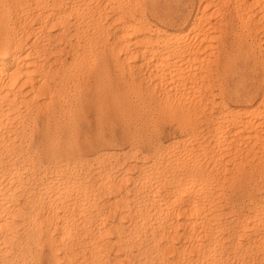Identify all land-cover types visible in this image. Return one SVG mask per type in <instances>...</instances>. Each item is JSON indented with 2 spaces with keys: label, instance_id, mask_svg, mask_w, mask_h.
<instances>
[{
  "label": "bare ground",
  "instance_id": "6f19581e",
  "mask_svg": "<svg viewBox=\"0 0 264 264\" xmlns=\"http://www.w3.org/2000/svg\"><path fill=\"white\" fill-rule=\"evenodd\" d=\"M17 1H19L21 3V9H22V10L20 9L21 12H23V11L25 12V13H23L24 18H19V19H24L25 21H23V20H20V21H23L26 23L27 19H25L26 18L25 15L28 16V14L32 11L31 8H33V10H35V9L37 10V12L33 11V13L36 12L35 13L37 16L36 20L39 18L37 27L38 28H42V27H44V28L48 27L49 28V27H51L50 30H53V31L47 33L46 39L40 43V47H38L39 48L38 53L37 54H30L29 52L24 50L22 47L18 46V44L14 40V38H13V40L15 42H12V40L9 39L10 37L8 38V36H10V34L12 35L13 31H11L10 34L8 33L9 34L8 35L6 33L8 30V29H6V26H8V21L6 23V26H5V23L2 24V21L5 22V19L7 17L5 19L2 18L3 19L2 21L0 20L1 21L0 22V256H2V254H3V257H0V259H3V263H1V264H7L9 262L11 264H15V262H19V263L23 264L26 261L25 259L27 258V256L32 254V252L30 250V248H31L30 245H32L34 243L37 244L39 242H40V245H42V247H43V245H47L49 258L51 260L54 261V260H57V258H59V259L61 258V260H62L64 258H66L68 262H65V264L66 263L67 264H113V262H115L114 264H118L119 262H120L119 264H258V262L256 260H260V261L263 260L264 259V215L261 214L260 210L264 209V198L262 197L263 198L262 201H259L257 203L255 202L256 204L254 205V208H253L254 212L252 211V209L250 210L253 213L248 215V213L245 211L248 216H242L241 213H243V215L245 213V212H242L243 210L240 213L241 217L240 216H234L235 211L233 212V216L231 215L232 211H231V214L229 212H227L226 208L229 206V204L225 203L226 199H225V201L222 200L226 204V206L228 205L226 208L222 207V205H224V203L220 204L221 198H223L224 193H227V190L224 191V193H223L222 188L220 189V187H219L220 185L222 187L223 181L225 182L224 185H227L226 180H223L224 176H222V179L220 180L221 176L212 174L213 172L216 174V171H214V168H213L215 163L212 164L213 167L211 166V169H207L208 171L205 172L204 169H206V168L203 166L204 165L203 160H202L203 165L200 164V168H201V166H203V169H202L203 171H201V169H200V172H199L198 166H196V167H198L197 171L199 173H196V172H194V170H192L193 165L196 162L195 160H197V158L199 159L198 156L200 154L203 156V154L205 152L203 151L204 153H202V151L201 152L199 151V153H198V151H197V154H194L196 151L195 150L194 152H192V154H193L192 155L191 150L195 149V148L192 149V144H193L192 142H194L193 141L194 139L191 142L190 139L188 140V138H187L188 136L186 137L187 141L184 140L181 144L179 143L180 145L176 144L175 143L176 141H174L175 145L180 146V147H176V148H178V151H177V153L179 152L178 154H176V153L173 154L172 152H175V151H172V150L173 149L175 150V146L171 148L172 145L168 146L169 145L168 144L167 145L168 148L166 147L167 149H164V147H162L163 149H159V150L157 149L154 151L152 150L153 152L151 153L150 156H148L146 154V158L149 159L146 162H142V161H145V158H143V156L141 157L143 160H141L139 158V160L141 161V162L140 161L139 162L141 163V165L143 164L144 167L140 171V173H138V175L136 177L132 176L130 174L131 172L128 171L130 166L132 169L134 168V167H132V164L134 162H132V164L129 167H127L128 168V170L126 169L127 171H124V169H123L122 172L118 171L117 174H114V173L112 174V172H114V170L116 169V168L114 169L112 167L113 166L115 167V165L118 163L119 160L117 161L115 159V161H117L116 164L113 163V161H112L111 164H115L113 166L107 165L108 164L107 161L109 159V156L107 155L108 156L107 157L106 155H102V151H100L102 156L97 155V157L95 156L96 159L92 157L93 155L91 157H88L89 159L93 158V161L91 160L92 162H90V160L88 162L85 159L86 158L85 157L83 159V161L85 160L84 164H83V161H82V163L80 162L81 164H83L84 168L82 170L77 171V169H76L74 171V169H72L74 166L71 168V166L68 163V156L72 153L70 149H71V147L74 146L72 144V142H74V141L71 142L68 140L67 141V143H68L67 147H69L70 149H68V148L64 149V151H62V152L60 150V152H59L60 157H58V160L56 159L58 152L52 153L53 151H51L50 148L48 149V151L50 150V152L52 153L51 154L52 155L51 160H53V158L56 160L50 161V159H49V162H51V163L49 164L50 166L48 167V169L51 168V171H53V174L51 173L52 176L50 177V173H49L50 178H48V177L45 178V181H46V179H48L47 182L42 183L43 178H41V183H42L41 186L34 188L35 187L34 184H33L34 187L31 186L32 183L30 185V182H34V179H35V181L37 179L36 175L38 173L36 171L37 169L35 170V168L36 167L39 168V166H37V165H39V163L41 164L40 166H43L44 164L42 165V163L39 160H38L39 162L34 160L33 154H35V151L30 153L31 151L29 152L28 150H26L23 147V143H26V140L23 141L24 139H23L22 135H24L23 133L26 134V132L28 131V129L26 132L23 131V129L26 130L25 120H27V119L26 118L24 119L21 116V112H20L21 108L19 105L20 104L19 100H18V102L15 101L17 92L20 93V91H22V89H23V94L25 95L23 104L25 107L24 106H22V107L26 108V106L33 105V106L37 107L39 114H44V115H46V117L47 116L52 117V116H55L54 114L56 112H62L61 114L66 116L64 113H67V111H69L68 112L69 115L73 114L72 116H74L75 112L77 115L78 111H82V109H81L82 103L81 102L83 100H85L87 102V100L90 99L92 106H93L92 97H94V96H95V98L93 101L95 102L96 107H99L101 104L103 105L104 103H107V106H108L109 102H111V103L113 102L112 104L114 105V103L117 102V99H116L117 97L115 96V94H117V93L115 91L116 90L119 91V90L116 89V86H115L116 90L113 88L115 90L114 91L115 94H113L111 91L113 96H111V94H109L110 96L108 95V97H107V95L105 96V94H102V93L100 94L98 92V90L100 88L102 89V87L104 86L105 83H103V82L105 80L110 79V78H108V77H110L108 74H107L108 77L105 76V80L104 81L102 80L103 82L101 81L102 76L101 77L100 76L99 77L98 76L93 77L94 81H95V86L90 85V83H89L90 79L88 80L89 84H85L83 86V81H84V79L86 80L85 77L88 76L90 74L89 72H91V71H89L87 74L86 72L88 70L86 69V72H84L85 69L80 70V66H79L78 73H74L73 67H76L79 62H80V64L85 63V61L88 59V55L90 56L89 50H94V49H92V46H91L92 43L95 42V38H100V35L98 34L97 37L96 36L95 37L94 36H90V37L88 36L87 42H89V43L87 44L88 48L86 49L85 47H83L81 45L83 43L80 44V42L79 43L75 42V38L78 37L80 34L82 35V33L84 32V29H85L84 26H86L88 21L92 20V19L89 17H87V18H89L88 20H84L83 18L81 19V17H82V15H81V17H79L80 20L76 19L77 20L76 23L75 22L72 23V25H71L72 27H63L64 25L61 27V24L65 21V19L68 18V16L72 15L71 14L72 11L74 13L78 14L79 13L78 10H80L81 8H84L86 6L85 4H87L89 0H17ZM100 1L98 3H100ZM135 1H133V2L135 3ZM151 1L153 3V0H151ZM166 1L167 0H165V3H168ZM177 1H179V0H177ZM177 1L174 2V0H173V3H175V4L171 3L172 6L173 5L176 6ZM180 1H182V0H180ZM180 1L178 2V4H180ZM183 1H185V0H183ZM188 1H190V0H188ZM203 1H204L203 4H202V1H200V2L198 1L199 2L198 4L202 5L201 9H199V7H198V9H199L198 12H195V14L192 13L193 14L192 15L190 13L192 12L193 9H191V12L189 14H190V16H193V17L188 18V16H187L185 18L186 25L178 27L176 29L174 27H173L174 29H168L167 27L162 28L161 26H158L157 24L156 25L151 24V22L150 23L148 22L149 24H146L145 23L146 20H145V22H143V20H141L139 18L140 17L139 15H138L139 17H135L133 15L135 13L134 11H133L134 12L133 14H130V13L127 14L129 11L128 10L129 8L128 9L126 8L127 2L124 3L122 1L124 3L123 4L121 2V0H117V5L120 2L122 3V6L125 5V10H128L127 13L124 10L121 13H116V14L113 13L114 11L112 9L114 8V6H116L115 2H113V3H115L114 6L112 5L113 3L111 4V6H113V8L111 7L112 9L109 6V8L112 10V13H113V15H112L113 17L111 16V18L113 20L110 18L111 19L110 21H112V23H114L115 26L113 25L114 29L111 28V29H113V31H112L113 40L112 41L107 40L108 42H111V43H109V45L106 44L108 46L107 50L108 49L111 50L112 54H113V51L116 54H117V52H121V51L123 52L124 51V53H123L124 58L126 60L130 59L129 60L130 65L132 67L137 66V67H135L136 68L135 70L141 69L140 67L144 66L142 68H143L144 72L147 74L148 79H150L149 78L150 76H151V78L152 77L156 78V80L153 79V81L155 80V82H153V86L151 83V86L153 87V89L155 88V90L159 89L160 93L163 92V95L162 94L161 95L164 97V103H165V100H168L167 97L168 98L170 97V96H168L167 93L168 92L171 93L174 90L178 94V95L177 94L176 95H177V99L179 101L180 106L182 104V103L180 104L181 101L186 102V100H187V102L185 104V105H187V107H188V104H187L188 102L192 103V104L197 102L198 106L197 105L196 106L194 105V106L195 107H201L200 106L201 104H199V103L201 102L203 97L210 100L211 103L213 102L212 104L215 105L214 97H215L216 93L215 92L212 93V91H213L212 88L214 86H216L218 88V90H217L218 93H220V92L224 91L225 87H226V86L224 87V85L222 83L220 84V80H217L216 78H218L217 75L220 74L219 73L220 70H222V72H224L223 70H225V69L228 71V68H226V67L230 63L231 57H229V55H230L229 53H227L226 56L223 55V59H219L220 56L219 57H217V56L219 55L218 53L220 51L223 52V54H224V52H230L228 50L229 47L227 48L226 47L227 45L224 42L225 41V35H227L229 30H232L231 28L233 27L230 25V22L231 23H233V21L235 22V20H232V19L237 18V17H241L242 14L245 15V17L248 16L249 12L252 14V12L250 11V7L256 6L258 10H255V11H261V15H259V17H257L256 19H259L261 17L263 20H261L260 22L264 23V0H250V1L247 0L250 4V5H248L249 7L245 5L246 3L243 4L245 6L241 5L242 7L239 6L238 2L236 4L234 3L235 5L232 6V12L230 13V15H228L229 17L227 15L223 16V17L220 16L225 12V10H227V7L225 10L222 8L224 10V11H222L223 13L219 10L222 14L221 13H220V15H218L219 13L217 14V12H219L218 8L220 9V7L222 5H224L227 0H203ZM234 1L236 2L237 0H234ZM238 1L240 2L242 0H238ZM245 1L243 0V3ZM79 2H81L82 5H84V7H80ZM102 2L104 3V5H107V7L110 3L108 0H104ZM128 2H129V0H128ZM162 2L164 3V1H162ZM227 2L229 3V7H230L231 4H230L229 0ZM3 3L5 4L4 1H3ZM103 3H102V5H103ZM136 3H135V5H137ZM152 3H151V5H152ZM165 3H164V5H165ZM6 4H7V2H6ZM181 4H183V3H181ZM185 4H187V3H185ZM217 4H220V7L217 8ZM104 5L101 8V10L104 9ZM119 5L117 6V8L119 7ZM128 5H129V3L127 4V7H128ZM130 5H132V4L130 3ZM89 6L91 8V4H89ZM95 6L97 7L98 5H94V7ZM160 6H162V4ZM166 6L168 7V6H170V4L169 5L166 4ZM19 7H20V5H19ZM98 7H100V4ZM152 7H154V5ZM155 7H157V6H155ZM138 8H139V6H138ZM157 8H159V7H157ZM161 8H159V9H161ZM173 8L174 7H171L172 10H173ZM178 8H180V7H178ZM8 9H10L9 5H3L0 1V17L3 14H5ZM87 9L90 10L88 7H87ZM121 9H123V8H121ZM166 9H164V10H166ZM181 9H182V7H181ZM239 9H240V12H239ZM95 10L96 9H94V10L91 9L92 16H90V17L94 16L93 12ZM115 10H116V8H115ZM164 10L162 12H164ZM187 10H189V9H187ZM118 11H119V9H118ZM138 11H140V10H138ZM138 11L136 10V12H138ZM180 11L181 10L179 9V14L181 13ZM105 12H107V11H105ZM152 12L154 15L155 11H152ZM184 12L186 13V11H184ZM10 13H12V12H10ZM18 13H19V11H18ZM101 13H102V11H101ZM160 13H161V11L158 12L159 16H161ZM166 13H167L166 15H168L169 12L166 10ZM171 13H173V11ZM81 14H83V13H81ZM102 14L110 15L108 12L102 13ZM139 14H140V12H139ZM176 14H178V13H176ZM237 14H240V16ZM84 15H86V14H84ZM183 15H187V14L183 13ZM17 16H19V15L17 14ZM21 16H22V13H21ZM31 16H32V12H31ZM99 16H100V14H99ZM101 16L105 17L104 15H101ZM156 16H158V15L156 14ZM156 16H154V17H156ZM171 16L170 17L166 16L167 18L168 17L170 18V20L167 19L169 22L174 17V16L173 17H171ZM213 16H217V18L211 19ZM95 17H96V15H95ZM162 17H163V15H162ZM166 17H165V19H166ZM245 17H242V18H245ZM254 17L252 16V18H254ZM16 18L14 19V21L16 20ZM75 18H76V16H75ZM87 18H85V19H87ZM106 18H108V17H106ZM144 18H145V15H144ZM242 18H240V19H242ZM71 19H72V17H71ZM93 19L95 21L97 18H93ZM173 19H172V21H174ZM248 19H250V15H249ZM72 21H73V19H72ZM100 21H103V20H100ZM110 21H109V23L112 26V23ZM172 21L170 22V25H171ZM162 22H164V21H162ZM244 22H245V20H244ZM248 22H249V20H248ZM252 22H253V19H252ZM260 22H259L260 26L256 30L254 29L255 23H254V25H253V23H252V25L251 24L248 25L249 30L254 29L255 31L254 30L253 31L247 30L248 32L246 31L247 33H244V34H246L245 37L242 36L244 38V41L241 42V40H240V43H238V44L236 42L238 49H241V48L248 49L249 48L251 51V48H253L252 44H254L253 42L255 40V34H257L256 31H260V34H261V29H264V25L263 24L261 25ZM13 23L14 22H12L11 24H13ZM22 23H20V25L18 24L19 27H21L24 24V23L23 24ZM31 23L32 22H30V25H31ZM67 23H70V22H67ZM168 23H166V25ZM240 23H241V20H240ZM158 24H160V23H158ZM16 25L14 24V26H16ZM24 25H26V24H24ZM175 25H178V24H175ZM239 26H240V24L238 26L236 24V26H234V30H236L235 28L239 27ZM242 26L244 28V25H241L240 27H242ZM89 27H91L90 24H89ZM95 27H97V25L94 26V29L90 30V31L93 32L94 30H96ZM102 27H103V25H102ZM105 27L106 26L104 25V28ZM9 28L13 29V25H12V27L9 26ZM17 29H18V26H17ZM21 29L26 30L27 27L23 26ZM29 29H30V27H29ZM99 29H100V27H99ZM105 29H103L102 31L106 32L107 30H105ZM108 29H109V26H108ZM111 29H109V30H111ZM238 30L240 32L241 28L237 29L236 33H235V31H233V34L235 33V35H234L235 37L238 36V35L236 36V34L239 33ZM20 31L21 30H19L18 32H20ZM3 32L6 33V35H4ZM31 32L33 33V31H31ZM241 32H242V30H241ZM251 32H253V35L251 34ZM21 33H22V31H21ZM35 33H37V32H35ZM110 33L111 32H109V34ZM15 34H17V33H15ZM43 34H44V32L42 31V34H41L42 37H43ZM87 34H86V36H87ZM91 34H93V33H91ZM94 34H97V33H94ZM102 34H103V32H102ZM222 34L224 36V39L220 37ZM231 34L232 33H230V35ZM230 35H228V37ZM239 36H241V35H239ZM35 37L37 38V35ZM235 37H232V38H235ZM238 37H237V39H238ZM242 37H240V38H242ZM252 37L254 38V40ZM18 38H19V36H18ZM219 38L223 39L222 43H221V41L218 42ZM32 39L35 40L34 37H32ZM37 39H39V38H37ZM84 39H86V37ZM226 39H228L230 41L229 38H226ZM247 39H249L250 41H247ZM257 39L260 40L259 37H257ZM261 39H264V36ZM21 41H22V39H21ZM96 41L99 42L98 40H96ZM105 41H106V39H105ZM230 42H233V41H230ZM20 43H22V42H20ZM33 43L35 44V41L33 42V40H32L31 44H33ZM36 44L38 46L39 42ZM99 44H100V42H99ZM103 45H104V43H102V46ZM236 45H235V47H236ZM37 46L35 47L36 50H37ZM259 46L260 45L258 44V49H259ZM230 48H232V47H230ZM255 48L256 47H254V49ZM99 49H101V46ZM99 49H97L96 53L100 54L101 50H99ZM87 50H88L89 54L87 53ZM237 50H234V51L237 53ZM261 50L263 51V49H261ZM34 51H35V49H34ZM98 51H100V52H98ZM102 51H103V49H102ZM234 51H233V53H234ZM243 51H245V50H243ZM56 52H63L65 57H62L60 55L57 56ZM93 52L94 51H92V53ZM240 52H241V50H240ZM257 52H259V51L257 50ZM67 53L70 54L69 59H67L68 57L66 58V55H68ZM94 53L92 54V56L94 55ZM231 53H232V51H231ZM241 53L239 54V52H238V54H239L238 58L242 55ZM116 54H113L111 57H114V55H116ZM211 54H213V56H212L213 60L210 57ZM220 54H222V53H220ZM245 54H247V52ZM257 54L258 53H256V56H258ZM263 54H264V51L262 52V56L264 57ZM109 55H111V54H109ZM215 55H217V56L214 57ZM248 55H250L249 52H248ZM251 55H252V59H253V52L251 53ZM259 55H261V53H259ZM104 56H105V54H104ZM232 56H235V55L233 54ZM115 57H116V59H114V61L117 60L118 55H116ZM263 57H261V58H263ZM93 58H94V56H93ZM121 58H122V56H121ZM221 58H222V56H221ZM234 58L237 59L236 56ZM248 58H251V57H248ZM248 58H246V61ZM259 58H260V56H259ZM91 59H92V57H91ZM236 59H234V60H236ZM241 59H239V60H241ZM90 60L89 59L87 60V61H89V63L87 62L88 64H90ZM100 60H102L101 57H100ZM105 60H106V58H105ZM111 60H113V59H111ZM119 60H120L119 62L122 61L121 63L123 64V59H119ZM102 61H104V59ZM232 61H233V59L231 60V62ZM236 61L234 62L235 64H236ZM263 61H264V58H263ZM263 61L261 59L260 60L261 63L258 65H261L264 67ZM98 62H99V60H98ZM117 62H118V60H117ZM249 62H250V59H249ZM249 62H248L247 66H249ZM105 63H106V66L108 68V66H109V64L107 65L108 61ZM126 64L128 66L129 63L127 62ZM251 64H252V62H251ZM255 64H256V62H255ZM84 65H86V64H84ZM112 66L113 67L116 66V69H117L116 63H115V65L113 64ZM121 66H123V65H121ZM127 66H125V67L127 68ZM229 66H230V64H229ZM232 66H234V65H232ZM242 66H244V65H242ZM85 67L86 66H84V68ZM96 67H97V65H96ZM235 67H237V64ZM76 68H78V66ZM92 68H91V70H92ZM94 68H95V65H94ZM100 68H101V66L97 69H100ZM111 68L110 69L108 68V70L113 71L112 70L113 68L112 69ZM126 68H123V70L120 69V70H122L121 74H123V72H125ZM129 68H127V69H129ZM238 68L243 69L245 67H239L238 66ZM81 69H83L82 66H81ZM103 69L106 72V67ZM235 69H236L234 71L235 74L238 71H240L237 68H235ZM263 69L264 68H261V70H263ZM71 70L73 71L72 74H71ZM102 70H101V73H102ZM129 70L131 71L132 68ZM253 70H257V69H255V67H254ZM253 70H252V72H253ZM110 71H109V73H110ZM130 71L126 70V72H130ZM229 71H231V70H229ZM246 71H244V72H246ZM99 72L100 71H98L97 74L96 73L95 74L98 75ZM140 72H141V70H140ZM262 72H260V75L263 74ZM231 73H233V72L231 71ZM241 73H240L241 76H243L244 73L243 72H241ZM113 74H115V73H113ZM146 74L142 73L143 77ZM212 74H213V79H212L213 83L211 80ZM223 74H225V73H223ZM240 74H238V75H240ZM100 75H103V73ZM104 75H106V74H104ZM104 75H103V79H104ZM132 75H133V73H132ZM221 75L222 74H220V76ZM234 75L230 74V76H228V77L232 78ZM123 76H124V74H123ZM126 76H127V74H126ZM126 76H125V79H126ZM254 76H256V74ZM244 77H245V75H244ZM135 78H136V76H135ZM262 78H264V76ZM117 79H118V77H117ZM129 79H131V78H129ZM138 79H139V77L137 76V80ZM143 79H146V76ZM222 79H223V75H222ZM120 80H121L120 83H122V79H120ZM137 80H136V84L138 87L139 83H137ZM215 80L219 81V83L215 82ZM237 80L239 81V77L237 78ZM123 81H124V77H123ZM228 81L226 82V84L228 83ZM233 81H235V80L232 79V83H233ZM240 81H241V79H240ZM242 81H243V79H242ZM242 81L240 82L241 84H242ZM257 81L259 82V79ZM110 82H112V81H110ZM130 82H131V84H133L132 80H130ZM138 82H140V81H138ZM142 82H143V80H142ZM144 82H145V80H144ZM221 82H224V81L221 80ZM243 82L245 83L247 81H243ZM146 83H147V81H146ZM230 83L231 82H229V84ZM240 83H239V85H241ZM123 84L124 83H122L121 85H123ZM128 84H129V82L126 84V86ZM147 84H149V83H147ZM211 84H213V85L211 86ZM140 85H141V82H140ZM140 85H139V87L141 90V86L144 84L142 83V85L141 86ZM221 85H223V86H221ZM233 85H235V83L230 84L229 86H233ZM237 85H238V83H237ZM258 86L260 87V85H258ZM263 86H264V82H263ZM74 87L77 88L78 91L80 92V94H78V92H77L78 96L76 94H74V91H73V93L70 92L71 88L73 89ZM137 87L135 89H137ZM139 87H138V89H139ZM156 87H158V88H156ZM235 87H236V85H235ZM235 87H233V89L236 91ZM241 87L243 88L242 85H241ZM75 88H74V90H75ZM110 88H111V84H110ZM125 89L126 88H124V89L121 88L122 92H124ZM129 89H130V87H129ZM129 89H128V91H129ZM143 89L144 90L146 89V91H148L147 88H145V86H143ZM153 89L152 90L150 89L152 93H153ZM202 89L204 91L201 92ZM228 89L232 90V89H230V87ZM238 90H239V88H238ZM244 90H246V89H244ZM262 90H261V92H262ZM128 91H126L125 94ZM136 91L134 90V92H136ZM158 91L156 92V94H158ZM195 91L196 92L199 91V93H200L199 94L200 96H197L198 94L196 95L198 97L196 99H195V95H194ZM132 92H133V90H132ZM138 92H140V93H138ZM142 92L137 91L138 95L141 94ZM206 92H208V93L206 94ZM103 93H105V92H103ZM143 93H146V92H143ZM118 94H119V92H118ZM120 94H119V96H120ZM125 94H124V96H126V99H127L128 98L127 95H129V94H127V95H125ZM136 94H134V96ZM222 94H221V98H223ZM231 94H232V92H231ZM131 95L132 94H130V96ZM151 95H150V97H151ZM218 95L216 94V96H218ZM130 96H129V99L133 97V96L132 97H130ZM229 96H228V98L230 99ZM244 96H243V98H244ZM17 97H18V95H17ZM20 97H21V95H20ZM122 97H123V95H122ZM153 97H154L153 99H155V95ZM238 97H239V94H238ZM148 98H149V96H148ZM234 98H236V97H234ZM234 98H232V99L234 100ZM246 98H248V97H246ZM249 98H250V95H249ZM22 99H23V97H22ZM120 99H121V97H120ZM151 99L152 98H150V100ZM160 99L161 98H159V100ZM169 99H171L170 102L172 103V98H169ZM206 99L202 100V102H205V104H206ZM217 99L219 100V102H217V100H216V102H217L216 104L219 106V110L217 109L218 112L216 111L217 112L216 114H211V112L209 111V114L213 115V117L211 116V120H212L211 125L212 126H210V127L208 126L209 127V129H208V128H205V125H204V127L202 126L203 123L201 124V127L205 128V131H207L206 133L204 131V133H205L204 137H206V139L208 141L211 140L210 144L212 143L211 146H213V149L211 147V150L213 153H211V154L209 153L210 158L213 160V162H215L214 160H216L217 158H218L217 160L222 159L221 161L223 162V156L229 157V158L225 157V160L227 158L226 161L234 159V152L237 153L236 150H238V149H240V150L242 149L244 151L245 156H248L249 152L250 153H252V152L256 153L257 150L260 151L261 150L260 148H262L264 146V143L262 142V138H264V90L260 94L259 100H256L257 103H254V104L250 103V105H249V102L247 105H245L246 103L244 102L245 103L244 106L232 107L229 103H224V102L222 103L220 96ZM161 100H163V99H161ZM79 101L81 104L78 103ZM20 102H21V100H20ZM22 102H23V100H22ZM65 102H68L70 106L65 107V108L62 107L61 106L62 103H65ZM123 102H124V99H123ZM125 102H126V100H125ZM127 102H128V100H127ZM130 102H132V99L130 100ZM130 102L126 106L130 105ZM146 102H148V99H146ZM153 102H154V100H153ZM156 102H158V100H156ZM176 102H177V100H176ZM54 103H57V104L59 103L58 104L59 105L58 110L56 108L54 109V107H56V105ZM117 103L120 105V100ZM211 103H210V105H211ZM168 104H170V103H168ZM233 104H234V102H233ZM53 105H55V106L53 107ZM65 105H66V103H65ZM121 105L124 107L125 103H124V105L123 104H121ZM89 106H90V104H89ZM126 106H125V108H126ZM141 106H142V103H141ZM162 106L163 105H161L159 107L161 108ZM168 106H170V105H168ZM185 107H184V109H187V107L186 108ZM93 109H94V106H93ZM93 109H92V111H93ZM99 109L102 110V107H100ZM105 109H104V113L106 111ZM110 109L115 110L114 106H113V108L111 106ZM118 109L121 110L120 108H118ZM118 109H116V110H118ZM154 109H155V107H154ZM168 109H167V111H168ZM173 109H175V107ZM188 109H187V111H188ZM190 109H193V108L191 107ZM205 109L208 110L207 106ZM22 110H23V108H22ZM26 110H27V108H26ZM32 110H34V109H32ZM70 110H71V112H70ZM176 110L177 109H175V112H176ZM194 110H195V108H194ZM197 110H196V112H197ZM30 111H28V112H30ZM94 111L96 113V109ZM112 111H109V113L113 114ZM115 111L113 114L114 116H116ZM121 111L122 112L124 111L123 108ZM138 111L140 112L139 109H138ZM159 111L161 112L162 110L159 109ZM184 111L186 113V110H184ZM97 112H98V110H97ZM99 112H98V115L103 116V114H104L103 111H101L102 114L101 113L99 114ZM122 112L120 113V111H119L120 114L126 113V112L125 113H122ZM163 113L165 114V108H164ZM163 113H162V115H163ZM177 113L178 112H176V114ZM189 113H191V112H189ZM207 113H208V111H207ZM32 114H31V117H33V120H31L32 121L31 124H34L33 123V121L35 122L34 116H33L34 114L33 115ZM86 114H87V111H86ZM96 114H94V115H96ZM116 114H117V112H116ZM120 114H119V116H120ZM138 114H141V112ZM196 114L198 117V113H196ZM200 114H201V112H199V115ZM58 115H59V113H58ZM208 115H207V117H208ZM64 116L62 118H64ZM167 116H170V115L167 114ZM58 117L56 118V121L53 122V124L55 122H57ZM96 117H98V116H96ZM107 117H108V113H107ZM160 117H161V115H160ZM110 118H112V116ZM121 118L124 119L125 117L123 116ZM121 118H119V119H121ZM161 118H163V117H161ZM171 118H172V116H171ZM194 118H196V117H193L192 120L195 121V124L204 120L202 116H201V118H202L201 120H199L200 118H198V119L197 118L194 119ZM30 119L28 118V122ZM64 119L69 120V118L68 119L64 118ZM64 119H62V121ZM82 119L85 120L83 117H82ZM181 119H178V120H181ZM47 120H48V118H47ZM83 120L81 122L85 123ZM103 120L105 121V119H103ZM121 120H120V122H121ZM125 120H126V118H125ZM173 120H174V118H173ZM178 120L176 119V121H178ZM74 121H73V123H74ZM117 121H119V120L117 119ZM136 121H138V120H136ZM170 121L171 120L169 119L167 122H170ZM194 121H192V123ZM196 121H198V122H196ZM204 121L206 122V120H204ZM208 121H210V120H208ZM50 122H51V120H50ZM64 122H65V120H64ZM95 122H96V120L94 121V125L97 126L98 123L95 124ZM110 122H111V120H110ZM47 123L48 122H46V124ZM70 123H71V121H70ZM102 123H103V121L100 120L99 124L102 125ZM106 123H107V120H106ZM122 123H124V122H122ZM14 124H16V125H14ZM67 124H66V126H67ZM85 124L87 125V122ZM127 124H129V121ZM127 124H125V125L127 126ZM131 124L133 125V123H131ZM178 124L176 123L174 125L176 126ZM188 124H189V122H188ZM39 125H41V124H39ZM60 125H61V121H60ZM119 125H121V124L119 123ZM209 125H210V123H209ZM27 126L29 127V125H27ZM37 126L35 125V127H37ZM57 126H59V124ZM103 126H104V124H103ZM190 126H191V121H190ZM195 126H192V127L194 128ZM44 127H46V126H44ZM68 127H70V125H68ZM121 127H122V125H121ZM179 127H180V125H179ZM184 127H186V126L184 125ZM189 127L187 125V130ZM201 127H199V128L197 127L199 130H197V129L196 130L199 132L200 129H202ZM55 128H56V123H55V127L53 125L54 130H56ZM72 128L74 129V127H72ZM98 128L101 129L100 126H98ZM61 129L63 130V124H62ZM30 130L32 132H34V128H33V130L32 129H30ZM42 130H43V127H42ZM57 130H58V132H60V126H59V128L57 127ZM68 130L70 131V129H68ZM85 130L88 131L87 129H85ZM97 130L98 129L96 128V131ZM125 130H127V129H125ZM98 131H97V133H98ZM137 131L138 130L136 129V131L135 132L133 131V132L137 133ZM147 131H148V129H147ZM178 131H180V129ZM58 132H57V135H58ZM62 132H64V130ZM65 132H66V130H65ZM191 132L192 131H190V133ZM61 133H59V134H61ZM69 133H67V135ZM121 133H122V131H121ZM123 133H124V131H123ZM123 133H122V135L125 134V133L124 134ZM181 133H182V129H181ZM42 134L40 135L41 137H42ZM45 134L47 136V131L45 132ZM54 134H55L54 136H56V133H54ZM65 134H64V136H65ZM70 134H71L70 137H72L73 135L76 136L75 133H73V135H72V133H70ZM87 134H89V133H87ZM90 134H93V133H90ZM192 134H194V133H192ZM98 135H100V134H98ZM203 135H201L202 138H200L201 136L199 135V138L201 139V144L203 146H205L203 143H205L204 141L206 139L202 143V140L204 139ZM49 136L52 137V138L50 137L51 140L49 141V143H52V142L54 143V141L57 142L58 137L55 138L53 135H49ZM83 136H84V134H82V137ZM95 136H93V138ZM127 136H125V137H127ZM31 137H30V140H31ZM120 137L122 138L121 134H120ZM84 138H85V140H83V141H86V139H89L90 137L87 138L86 136H84ZM97 138H98V141H100L99 140L100 137L97 136ZM155 138H157V137H155ZM193 138H195V137H193ZM26 139H27V136H26ZM48 139L49 138H47V140ZM90 139L93 141L95 140V138L94 139L90 138ZM90 139L88 141H90ZM103 139H104V136H103ZM132 139H134V138H132ZM176 139L177 138H175V140ZM200 139H199V141H200ZM30 140H28V141L31 142ZM28 141H27L26 147L28 146ZM44 141H46V140H43V143H44ZM62 141H63V139H61L60 142H62ZM64 141H65V139H64ZM79 141H82V140H79ZM88 141H86L84 143L81 142L84 144V146H86V149H87V147L89 148L88 144L85 145ZM130 141H132V140H130ZM208 141H206V142H208ZM104 142H105V140H104ZM160 142L161 141H159V142L157 141L158 145H160L159 144ZM172 142H173V140H172ZM46 143L48 144L47 141H46ZM70 143L73 146L70 145ZM75 143H77V140ZM95 143H97V142H95ZM98 143H97V146L99 145ZM139 143H140V141H139ZM139 143L137 145H139ZM35 144H36V146H38V143L35 142ZM47 144H43V145L46 146ZM57 144L58 143H56V145ZM65 144H66V141H65ZM91 144H93V143H91ZM147 144H149V143H147ZM150 144H149V146H150ZM152 144L154 145V143H152ZM243 144L247 145V147H244ZM141 145H142V143H141ZM153 145H152V147H153ZM162 145H164V144H162ZM202 145H201V147H202ZM129 146H131V143ZM133 146H134V144H133ZM33 147H35V145H33ZM39 147L41 149V145ZM39 147H37V148L39 149ZM63 147H64V144H63ZM93 147H95V146H93ZM109 147H110V145H109ZM147 147H148V145H147ZM194 147H199V146H197L195 144ZM37 148H35L34 150H36ZM47 148H48V146L46 147V149ZM53 148H54V145H53ZM58 148H59V146H58ZM130 148H132V147H130ZM157 148H158V146H157ZM160 148H161V146H160ZM43 149H41V150H43ZM46 149H45V151H46ZM73 149H76V148L73 147ZM78 149H79V147H78ZM90 149H92V147ZM105 149H107V148H105ZM141 149H142V147H141ZM196 149L198 150V148H196ZM209 149H210V146H209ZM96 150H95V152H96ZM130 150L128 149V151H130ZM146 150L150 151L148 149H146ZM242 150L240 152H242ZM39 151L40 150H38V152H36L38 154V156H40L39 154H41V152L39 153ZM73 151H75V150H73ZM77 151H79V150H77ZM147 151H146V153H147ZM205 151H206V149H205ZM138 152L139 151H137L136 154ZM208 152H210V150ZM214 152H216L217 154ZM245 152H248V154L246 155ZM74 153H77V152H74ZM80 153L81 152H79V154ZM117 153L119 154V151L116 152V154ZM121 153L123 154V152H121ZM129 153H130L129 156H131V158L133 159V156H134V155H132L133 152L132 153L129 152ZM104 154H105V152H104ZM118 154L116 156H118ZM258 154L260 155V153H258ZM261 154H263V153H261ZM112 155L114 156L113 153H112ZM164 155L165 156L169 155V157L171 156V158L169 159L167 157L168 161H165L166 163L163 167L162 164H161L162 166L160 165V162H161V157L163 158ZM38 156H34V157H36V160L39 158ZM58 156H59V154H58ZM125 156H127V155H125ZM129 156H128V160H130ZM135 156H134V158H135ZM236 156H238V153ZM239 156H238V158H239ZM261 156L262 155H260L259 161H261V163H262V160L264 158L262 159ZM263 156H264V154H263ZM82 157L80 156V160H82L81 159ZM138 157L139 156H137L135 159L137 160ZM63 158L66 161H64ZM75 158H76V156H75ZM106 158H108V159H106ZM114 158H113V160H114ZM253 158H254V156H253ZM257 158H258V156H257ZM42 159L43 158H41V160ZM62 159H63L64 163L60 162ZM73 159H74V157H73ZM73 159H71V161ZM123 159H125V158H123ZM205 159H208V157H205ZM248 159H249V157H248ZM69 160H70V156H69ZM164 160H165V157H164ZM241 160H239V163L243 162ZM250 160H253V159L251 158ZM255 160H257V162H258V159L255 158ZM71 161H69V162H71ZM77 161H79V158ZM237 161H238V159H237ZM237 161H235V162H237ZM122 162H121L122 163L121 165L119 164L120 167L123 166L125 160H123ZM228 162L232 163V165H233L232 172H231L232 168L227 167V165L226 166L222 165L224 167L223 171L226 172L229 168H231V169H229V171L231 173L227 171L228 174L230 173V175L227 176L226 179L228 181L229 177L231 176L233 178V181H230V182H231V184L232 183L234 184V178L235 177H233V176L235 174H232V173H234L233 171H234V167L236 166V164H235V162H231V161H228ZM263 162H264V160H263ZM109 163H110V160H109ZM144 163H147V164H144ZM161 163H163V162H161ZM216 163L219 164L218 161ZM224 163H225V161H224ZM233 163L235 164V166ZM244 163H246V165L251 166L250 165L251 163L249 161H248V164L245 161H244ZM137 164L139 165V163H137ZM208 164H210V163H208ZM221 164H220V166H221ZM72 165H75V160H74V164L72 163ZM77 165H78V163H77ZM119 165H117V166L119 167ZM127 165H128V163H127ZM197 165H199V164L197 163ZM260 165L261 164H259V166ZM78 166H79V168L83 167L81 165H78ZM181 166H185V169L183 170V172L181 171V169H182ZM220 166H219L218 171L221 169ZM244 166L245 165H243V164H242V166H240L241 170H243V172H244V169H243ZM254 166L256 169L255 171L259 170L258 167L256 168V165H254ZM257 166H258V163H257ZM136 167H137V165L135 164V168ZM177 167L178 168L180 167V172H181V174L179 173L180 176L178 173L174 172L175 176H176V174H178V176H176V177L170 176L169 177V175L167 174V173H169L168 171L173 172L174 169L179 170V169H176ZM246 167H248V166H246ZM260 167H263V166L261 165ZM235 168H239V164ZM41 169H42V167L40 168V170ZM112 169H114V170H112ZM138 169H139V167H138ZM92 170L94 172H96L95 175L93 174L94 172L91 173ZM211 170H213V171H211ZM237 170H239V169H237ZM116 171H117V169L115 170V172ZM131 171L134 172L135 170L134 171L131 170ZM221 171H222V169H221ZM221 171H220V173H221ZM223 171H222V174L223 175L226 174ZM247 171L249 174L250 171L248 170V168H247ZM262 171L263 170H261V173H262ZM43 172H45V171L43 170ZM254 172H253V174H254ZM90 173L92 174V176L94 175L92 178L93 180L91 179L92 183L91 182L88 183L87 181H89V180L85 181V178L87 176L91 175ZM174 173H171V175ZM257 173H259V175H260V170ZM257 173H256V176H257ZM78 174L79 175L83 174V176L81 178H79ZM248 174L247 173L245 174L246 175L245 182H246ZM46 175H48V174L46 173ZM219 175H221V174H219ZM237 175H238V173H236V179L238 180L239 187H241V184H242V182L244 183V181H242L243 179L242 180L240 179V177H242L240 174H239L240 175L239 178L237 177ZM250 175L251 174H249L248 176H250ZM253 176H255V174ZM261 176H259V177L257 176L258 180L262 178ZM43 177H44V174H43ZM257 177H253L254 180L252 179L253 180L252 182L254 184L257 183V181H256V183L254 182L255 178H257ZM77 178L81 179V180H77ZM88 178L90 179V177H88ZM262 179L264 180V178H262ZM240 180H241V182H240ZM247 180H250V177ZM263 180H259V183H260V181H263ZM37 181H38V179H37ZM128 181L131 184L128 185V183H129ZM253 183L251 185L252 190H253ZM36 184H37V182H36ZM246 184H247V182H246ZM215 186L217 188H215ZM230 186L231 185L225 186V188L226 187L228 188ZM236 186L238 187V185H236ZM247 186H245V188ZM251 186H250V188H251ZM239 187H238V189H239ZM259 187L262 188V190H263V187L261 185ZM259 187H258V190L260 191L261 189ZM121 188L124 189V191L122 193H120V191H122ZM225 188H223V189H225ZM243 188H244V186L242 185V190H243ZM233 190H235V192H236V189L233 188ZM233 190L231 189V192H233V194H234ZM242 190H239V191H242ZM239 191H237V194L240 195V193H238ZM246 191H247V188H246ZM203 192L209 193V196L207 193L203 194ZM102 193L106 194V199H105V197H104V199H102V197L105 196V194L103 196H101ZM252 193H253L252 197H254V195L257 193V190H255V194L253 191H252ZM252 193L249 195L251 196ZM137 194H139V195H137ZM237 194H236V196L238 198L239 195H237ZM205 195H206V197H204ZM258 195H260V194H258ZM228 197L229 196L227 194V199H228ZM243 197H245V193H244V196H242L241 198H243ZM252 197L250 198L249 196H246V198H248V199L250 198V200H252ZM231 198H232V196H231ZM230 200L231 199H229L228 201H230ZM238 200L239 199H237V201ZM240 200L242 201L243 199H240ZM233 201H235V200H233ZM230 202H232V200ZM236 202H235V204H237ZM245 204H246V201H245ZM230 205H231V203H230ZM232 205H234V204H232ZM248 205H250V202L248 204H246V206H248ZM240 206H237V207L239 208ZM229 207L232 208V206H229ZM242 207H244V206H242ZM249 207H247V209L251 208V207L250 208ZM235 208H236V205H235ZM239 209H241V208H239ZM247 209H245V210H247ZM229 211H230V209H229ZM237 211L240 212V210H237ZM237 211H236V215H237ZM263 211H262V213H264ZM228 213L232 217L227 216ZM92 217H94V218H92ZM125 220H127V221L125 223H123ZM20 227H22L21 230L23 229V231H21L19 233L18 228H20ZM18 233H19V235L20 234L21 235L18 236ZM38 247H39V245H38ZM33 249H35V247H33ZM40 249H41V247H40ZM40 249L38 248V251ZM30 257H32V256H30ZM33 259H34V257H33ZM112 260H113V262H111ZM4 261H5V263H4ZM62 262H63V260H62ZM263 262L264 261H262L261 263H263Z\"/></svg>",
  "mask_w": 264,
  "mask_h": 264
},
{
  "label": "rangeland",
  "instance_id": "374dc122",
  "mask_svg": "<svg viewBox=\"0 0 264 264\" xmlns=\"http://www.w3.org/2000/svg\"><path fill=\"white\" fill-rule=\"evenodd\" d=\"M1 1V3L3 4V5H9V8L10 9H8L7 11H6V13L5 14H3L1 17H0V20L2 21L3 19L2 18H6L5 19V22H3L2 21V24H4L5 23V26H6V23H7V21H8V26H6V29H8L7 30V34L9 33L10 34V32L11 31H13V33H12V35L10 34V36H8V38L10 39V40H12V42H17V44H18V46H20V47H22L24 50H26L27 52H29L30 54H37L38 53V50H39V48L38 47H40V43L41 42H43L45 39H46V35H47V33H49V32H52L53 30H50V28L51 27H42V28H38L37 27V25H38V20H39V18L36 20V18H37V16H36V12H37V10L35 9V10H33V8H31V12H32V16H31V12L28 14V16L27 15H25V19H27L26 20V23L25 22H23V21H25L24 19H19V18H24V14L23 13H25L24 11L23 12H21V3L19 2V1H17V0H0ZM3 1L5 2V4L3 3ZM16 1V2H15ZM91 0H89L88 1V3L87 4H85L90 10H88L87 9V7L85 6L84 7V5H82V3L81 2H79L80 3V7H84V8H81L80 10H78L79 11V13L77 14V13H74L73 11L71 12V14L72 15H70V16H68V18L67 19H65V21L61 24V27L63 26V27H72L71 25H72V23H76V21L77 20H80L79 19V17H81V15H82V17H81V19L83 18L84 20H88L89 18H91L92 20H89L88 21V23L86 24V26H84V32L82 33V35L80 34L78 37H76L75 38V42H77V43H79L80 42V44L81 43H83V44H81L83 47H85L86 49L88 48L87 47V44L89 43V42H87L88 41V36L90 37V36H98V34L100 35V38H95V42H93L92 43V49H94V50H89V53H90V56L88 55L89 53H88V50H87V55H88V59L90 60L91 59V57H92V61L90 60V64H88L89 63V61H85V63L84 64H86V65H84V64H80V62L77 64V66H78V68H76V67H73V70H74V73H78V71H79V66H80V70H84L85 69V71L84 72H86V69L88 70L86 73L88 74V72L89 71H91V72H89L90 74L88 75V76H86L85 78H86V80L84 79V81H83V86L85 85V84H89L90 83V85L92 86H95V81H94V78L93 77H95V76H102L101 77V81L103 80H105V76L106 77H108L107 76V74L110 76V77H108V78H110V79H108V80H105L103 83H105L104 84V86L102 87V89L100 88L99 90H98V92L101 94H105V96L107 95V97H108V95L109 94H111V96H113L112 95V93L113 94H115V92L117 93V94H115V96L117 97L116 99H117V102H119V100H120V105L116 102V103H114V105L111 103V102H109L108 103V106H107V103H104L103 105L101 104L99 107H96V105H95V102L93 101L94 100V98H95V96L94 97H92V102H93V106H94V109H93V106H92V103H91V100L89 99V100H87V102L85 101V100H83L81 103H82V106H81V109H82V111H78L77 112V115H76V112L74 113V116H72V115H69L68 114V112L69 111H67V113H64L66 116H64L63 114H61L62 112H56L54 115L55 116H47L46 117V115H44V114H39V111H38V109H37V107H35V106H33V105H30V106H26V108H27V110L28 111H30V112H28L27 110H26V108H24L25 106H24V94H23V89H22V91H20V93L19 92H17V94H16V99H15V101L16 102H18V100H19V105H20V108H21V116L25 119H27V120H25V126H26V130L25 129H23V131L24 132H26L27 131V129H28V133L26 132V134L25 133H23L24 135H22V137H23V141H25L26 140V143H23V147L26 149V150H28L30 153H32V152H34L35 151V154H33V158H34V160L35 161H37V162H41L42 163V165L44 166H40L41 164L39 163V165H37V166H39V168L38 167H36L35 168V170L37 171V179H38V181H37V179H36V181H35V179H34V182H30V185H31V183H32V187H34V188H36V187H38V186H41V184L43 183V182H47V180L48 179H46V181H45V178H50L51 176H52V174H53V171H51V168H49L48 169V167L50 166L49 164L51 163V162H49V159H50V161H53V160H58V157H60V150H61V152L62 151H64V149H70L69 147H67V141L69 140V141H74V142H72V144L74 145H72L71 143H70V145H72L73 147H75L76 149H73V147H71V154L69 155L70 156V160H69V156H68V163H69V165L71 166V168L72 169H74V171L77 169V171L78 170H82L83 168H84V166H83V164H84V161H83V159L85 158L88 162H89V160H90V162H92L93 161V158H95V156L97 157V155L98 156H102V155H108L109 156V159L108 158H106V159H108V164L107 165H111V166H113V165H115L116 164V162L118 161V163L115 165V167L113 166L112 168H116L117 169V171L115 172V170L114 169H112V170H114V172H112V174L114 173V174H117L118 173V171L120 172H122L123 171V169H124V171H127L128 170V168L127 167H129L131 164H132V162H134L133 164H132V167H134L135 168V164L137 165V167L134 169H132L131 168V166L129 167V172H131L130 174L132 175V176H134V177H136L137 175H138V173H140V171L143 169V164L141 165V161L139 160V158L141 159V160H143L141 157L143 156V158H145V161H142V162H146L147 160H149V159H147L146 158V154L148 155V156H150L151 155V153L154 151V150H159V149H163L162 147H164V149H167L168 148V146H171V148L172 147H174L175 146V150L173 149L172 151H175V152H172L173 154L174 153H176V154H178L177 153V151H178V148H176V147H180L179 145L185 140V141H187L186 139L188 138V140L190 139V141L192 142V140L195 142H192L193 144H192V149H194V150H191V154H192V152H194L195 150V153L194 154H197V151H198V153H199V151L201 152L202 151V153H204L203 154V156L201 155H199L198 157H199V159L197 158V160H195L193 163H194V165H193V168H192V170H194V172H196V173H199L200 172V169H201V171H203L202 169H203V166L206 168V169H204L205 170V172L206 171H208L207 169H211V166L213 167V163H215V165H214V171H216V174L213 172L212 174H214V175H218V176H221L220 177V180L222 179V176H224V179L223 180H226V183H227V185H224L225 184V182L223 181V185H222V187H221V185L219 186L220 187V189L222 188V190H223V193H224V191H226L227 190V193H224V195H223V198H221V201L222 200H224L225 201V199H226V201H225V203L226 204H229V206H232V208L231 207H229L228 205V207L226 206V204L222 201H220V204H222V203H224V205H222V207H224V208H226V210H227V212H229L230 214H231V211H232V216H233V212L235 211V213H234V216H240L241 217V215H240V213H241V211L242 212H247L248 213V215L249 214H251V213H253L254 212V205L257 203V202H259V201H262V199L264 198V180L262 179V178H264V162H263V158H264V156H263V154H264V146L262 147V148H260L261 150V152L259 151V150H257V154L258 153H260V155H262L261 157H262V163H261V161H259V158H260V155L258 154H256V153H250L249 152V154H248V152H245V154L247 155L248 154V156H245L244 155V151L242 150V152H240L241 150L240 149H238V150H236V152L238 153V156H239V158H238V156H236L237 155V153H235L234 152V159H231V160H228V161H231V162H235V161H237V159H238V161L237 162H235V164H236V166L239 164V168H235L236 166H235V164H234V173H232V174H235L233 177H235L234 178V184L232 183L231 184V182L230 181H233V178L231 177H229V179H228V181H227V179H226V177L227 176H229L230 175V173L232 172V170H233V165H232V163H230V162H228V161H226L227 160V158H226V160H225V157H228V156H223V162L221 161V160H214L215 162H213V160L210 158V154L211 153H213L212 152V150H211V147H212V149H213V146H211L212 145V143L210 144V142H211V140L210 141H208L207 139H206V137H204L205 136V133L207 132V131H205V128H208L209 129V127L210 126H212L211 124H212V120H211V116L213 117V115H211V114H216L217 112H218V110H219V106L216 104L217 102H219V100L217 99V98H219V96H220V99H221V102L223 103H229L232 107H239V106H244V104L245 105H247L248 104V102H249V105H250V103L251 104H254V103H257L256 102V100H259V98H260V94L263 92V90H264V86H263V82H264V78H262L263 76H264V69L263 70H261V68H264L263 66H261V65H258V64H260L261 62H260V60L262 59V61H263V56H262V52L264 51V39H261L263 36H264V29H261V34H260V31H256L257 32V34H255V40H254V38H253V40H254V44H252V47L253 48H251V51H250V49L248 48V49H243V48H241V49H238L237 48V45H236V42H237V44L238 43H240V40H241V42H243L244 41V38L242 37V36H244L245 37V35L246 34H244V33H247L248 31H253L254 29L256 30V29H258V27L260 26L259 25V22L261 21V20H263L261 17V19L259 18V19H256L257 17H259V15H261V11H255V10H258L257 9V7L255 6V7H250V11L252 12V14L249 12L248 13V16H246L245 17V15H241V17H237V18H234V19H232V20H235V22L233 21V23H231L230 22V25L231 26H233L231 29L232 30H229V32H228V34L227 35H225V44L227 45L226 47L228 48V50L230 51V52H224V54H223V52H219L218 54V56L217 55H215L214 57H219V59H223V55L224 56H226L227 55V53H229L230 55H229V57H231V59H230V66H229V64H228V66L226 67V68H228V71L225 69V70H223L224 72H222V70H220V74H222L223 75V79H222V75L220 76V74H218L217 75V77L218 78H216L217 80H220V84L222 83L223 85H224V87H225V90L224 91H222V92H220V93H218V88L216 87V86H214L212 89H213V91H212V93H216L218 96H216V94H215V97H214V103H215V105H213L212 103H211V101L210 100H208V99H206L205 97H203L202 98V100H205L206 99V104H205V102H202V100H201V102L199 103V104H201L200 106L201 107H195L196 105L198 106V104H197V102L196 103H194V104H192V103H187L188 104V107H187V105H185L186 104V102H187V100H186V102H183V101H181L180 102V104H181V106L179 105V101H178V99H177V93L173 90L171 93H167L168 94V96H170L169 98H172V103L170 102V100L171 99H169L168 97H167V99L168 100H165V103H164V97L162 96L163 95V92H161L160 93V90L159 89H156L155 90V88L153 89V82H155V80H156V78H154V77H152L151 78V76L149 77L150 79H148V76H147V74L144 72V70H143V68L142 67H144V66H141L140 68L141 69H137V70H135L136 68L135 67H137V66H135V67H132L131 65H130V59L127 61L125 58H124V55H123V53H124V51L122 52H117V54L116 53H114V51H113V54H116V55H118V58H117V60H118V62H117V60H115L114 61V59H116V55H114V57H111L113 54H112V51L111 50H107V48H108V46L107 45H109V43H111V42H108L107 40H110V41H112L113 40V36H112V31H113V29H114V26H115V24L114 23H112V21H110L112 18H111V16L113 15V13H121L123 10L127 13V11H128V13L127 14H133L134 12V16L135 17H139L141 20H143V22H145V20H146V24H149L150 22H151V24H157L158 26H161L162 28H168V29H176V28H178V27H181V26H184V25H186V23H185V18L188 16V18H192L193 16H190V14H195V12H198L199 11V9H201V4H198L200 1H202V4L204 3V1L203 0H190V1H188V0H185V1H180V4H178V2L179 1H177V4H176V6L175 5H173L172 6V4H175V3H173V0H167L166 2H168L169 4H170V6H166V4L167 5H169L168 3H165V0H162V1H164V3H165V5H164V3L161 1V0H153V3H152V1L151 0H129V2H128V0H121V2L123 1L124 3H126V8L128 9V10H125V5H123L122 6V3L120 2L118 5H119V7L117 8V0H108L110 3H109V5H108V7H107V5H104V3L102 2V1H104V0H99L100 1V3H98L99 1L98 0H92L91 2H90ZM97 1V2H96ZM132 1V2H131ZM133 1H135V3L137 4V5H135V3L133 2ZM139 1V2H138ZM175 0H174V2H176ZM195 3H194V2ZM199 1V2H198ZM228 1V0H227ZM226 1V3L224 4V5H222L221 7H220V4H217V8L218 7H220V9L218 8V11L220 10L221 12L222 11H224L225 9H226V7H227V10H225V12L222 14L220 11L219 12H217V14L218 15H220V13L222 14V15H220L221 17H223V16H228V15H230V13L232 12V6L233 5H235L237 2L239 3V6H248V5H250L249 4V2L246 0H244L245 2L243 3V0L242 1H234V0H229V2H230V7H229V3ZM250 1V0H249ZM6 2H7V4H6ZM12 2V3H11ZM103 3V5H104V9L103 10H101V8L103 7V5H102V3ZM113 2H115L116 3V6H114V4L115 3H113ZM191 2V3H190ZM9 3V4H8ZM113 3V4H112ZM123 3V4H124ZM129 3V5H128V7H127V4ZM130 3L132 4V5H130ZM134 3V4H133ZM144 3V4H143ZM146 3V4H145ZM151 3H152V5H151ZM157 3V4H156ZM160 3V4H159ZM172 3V4H171ZM181 3H183V4H181ZM185 3H187V4H185ZM235 3V4H234ZM246 3V4H245ZM89 4H91V8H90V6H89ZM93 4V5H92ZM99 4H100V7H98L99 6ZM111 4L114 6V8H113V6H111ZM162 4V6H160ZM197 4V5H196ZM228 4V5H227ZM243 4H245V5H243ZM11 5V6H10ZM19 5H20V7H19ZM94 5H98L97 7L95 6L94 7ZM102 5V6H101ZM134 5V6H133ZM141 5V6H140ZM146 5V6H145ZM151 5V6H150ZM154 5V7H152ZM159 5V6H158ZM164 5V6H163ZM192 5V6H191ZM195 5V6H194ZM200 5V6H199ZM227 5V6H226ZM93 6V7H92ZM109 6H110V8L114 11L113 13H112V10L109 8ZM131 6V7H130ZM136 6V7H135ZM138 6H139V8H138ZM144 6V7H143ZM155 6H157V7H159V8H161V9H159V8H157V7H155ZM241 6V7H242ZM253 6V5H252ZM12 7V8H11ZM134 7V8H133ZM142 7V8H141ZM148 7V8H147ZM171 7H174L173 8V10L171 9ZM178 7H180V8H178ZM181 7H182V9H181ZM197 7V8H196ZM198 7H199V9H198ZM249 7V6H248ZM19 8V9H18ZM96 9L94 12H93V17H90V16H92V11H91V9L92 10H94V9ZM106 8V9H105ZM115 8H116V10H115ZM121 8H123V9H121ZM138 8V9H137ZM167 8V9H166ZM176 8V9H175ZM178 8V9H177ZM224 10H223V9ZM230 10H229V9ZM254 8V9H253ZM256 8V9H255ZM18 9V10H17ZM21 9V10H20ZM84 9V10H83ZM109 9V10H108ZM118 9H119V11H118ZM133 9V10H132ZM143 9V10H142ZM150 9V10H149ZM159 9V10H158ZM164 9H166L169 13H168V15H166L167 13H166V10H164ZM179 9L181 10L180 12V14H179ZM187 9H189V10H187ZM191 9H193L192 10V12H191ZM196 11H195V10ZM247 9V8H246ZM88 10V11H87ZM102 11V13H109L110 15H105V14H102L101 13V11ZM107 11V12H105V11ZM136 10L138 11V10H140V11H138V12H136ZM164 10V12H162ZM170 10V11H169ZM178 12H177V11ZM18 11H19V13H18ZM33 11H36L35 13H33ZM91 11V12H90ZM100 11V12H99ZM117 11V12H116ZM134 11V12H133ZM143 11V12H142ZM152 11H155L154 12V15H153V12ZM161 11V13H160V15L161 16H159V14H158V12H160ZM173 11V13H171ZM184 11H186V13L184 12ZM194 11V12H193ZM228 11V12H227ZM10 12H12V13H10ZM111 12V13H110ZM139 12H140V14H139ZM152 12V13H151ZM191 12V13H190ZM239 12H240V9H239ZM255 12V13H254ZM19 15V16H17V14ZM21 13H22V16H21ZM74 13V14H73ZM81 13H83V14H81ZM91 15H90V14ZM171 13V14H170ZM176 13H178V14H176ZM183 13L184 14H187V15H183ZM190 13V14H189ZM258 15H257V14ZM16 14V15H15ZM84 14H86V15H84ZM99 14H100V16H99ZM145 15V18H144V15ZM148 14V15H147ZM156 14L158 15V16H156ZM165 14V15H164ZM170 14V15H169ZM192 14V15H193ZM78 15V16H77ZM84 15V16H83ZM95 15H96V17H95ZM101 15H104L105 17H103V16H101ZM139 15V16H138ZM162 15H163V17H162ZM172 15V16H171ZM179 15V16H178ZM237 15H239L240 16V14H237ZM249 15H250V19H248L249 18ZM254 17V18H252V16ZM10 16V17H9ZM75 16H76V18H75ZM151 16V17H150ZM154 16H156V17H154ZM166 16H171V17H173L172 19L174 20V21H172V19H171V21H172V23H171V25H170V22L167 20V19H169L170 20V18L168 17H166V19H165V17ZM181 16V17H180ZM9 17V18H8ZM17 17V18H16ZM31 17V18H30ZM71 17H72V19H73V21H72V19H71ZM87 17H89V18H87ZM101 17V18H100ZM106 17H108V18H106ZM113 17V16H112ZM142 17V18H141ZM148 17V18H147ZM160 17V18H159ZM219 17V16H218ZM220 17V18H221ZM229 17V16H228ZM242 17H245V18H242ZM11 18V19H10ZM16 18V20L14 21V19ZM75 18V19H74ZM85 18H87V19H85ZM93 18H97L95 21H94V19ZM100 18V19H99ZM111 18V19H110ZM147 18V19H146ZM158 18V19H157ZM162 18V19H161ZM164 18V19H163ZM180 18V19H179ZM184 18V19H183ZM213 18H217V16H213L211 19H213ZM240 18H242V19H240ZM29 19V20H28ZM77 19V20H76ZM99 19V20H98ZM106 19V20H105ZM108 19V20H107ZM150 21H149V20ZM160 19V20H159ZM252 19H253V22H252ZM14 22L13 24H11L12 22ZM20 20H23V21H20ZM99 22H98V21ZM100 20H103V21H100ZM113 20V19H112ZM183 20V21H182ZM237 20V21H236ZM240 20H241V23H240ZM243 20V21H242ZM244 20H245V22H244ZM248 20H249V22H248ZM0 21V22H1ZM20 21V22H19ZM28 21V22H27ZM108 21V22H107ZM109 21L112 23V26L110 25V23H109ZM158 21V22H157ZM162 21H164V22H162ZM169 23H168V22ZM178 21V22H177ZM257 23H256V22ZM24 24H26V25H24ZM30 22H32L31 23V25H30ZM67 22H70V23H67ZM107 22V23H106ZM149 22V23H148ZM154 22V23H153ZM157 22V23H156ZM248 24H247V23ZM20 23H22L23 25L21 26V27H19V25H20ZM29 23V24H28ZM100 23V24H99ZM158 23H162L161 25L160 24H158ZM166 23H168L167 25H166ZM252 23H253V25H254V23H255V28L252 30H249V26L248 25H252ZM14 24L16 25V26H14ZM19 24V25H18ZM36 24V25H35ZM89 24H90V26L92 27H89ZM97 25V27H95V29L96 30H94L93 32H91L90 30H93L94 29V26H96ZM107 24V25H106ZM109 24V25H108ZM174 24V25H173ZM175 24H178V25H175ZM233 24V25H232ZM236 24H237V26L240 24V26L241 25H244V28H243V26L242 27H236L235 29L236 30H234V26H236ZM246 24V25H245ZM260 24L262 25H264V23L263 22H260ZM12 25H13V29L12 28H9V26L10 27H12ZM70 25V26H69ZM102 25H103V27H102ZM104 25L106 26L105 28H104ZM114 25V26H113ZM180 25V26H179ZM17 26H18V29H17ZM27 27V29L26 30H22L21 28L22 27ZM33 26V27H32ZM108 26H109V29H111V28H113V29H111V30H109L108 29ZM257 26V27H256ZM8 27V28H7ZM16 27V28H15ZM29 27H30V29H29ZM99 27H100V29H99ZM170 27V28H169ZM174 27V28H173ZM247 29H246V28ZM15 28V29H14ZM33 30H32V29ZM241 28V30H242V32H241V30H240V32H239V30H238V32L239 33H237L236 34V36L238 35H241V36H237L238 37V39H237V37H235L234 35H235V33L237 32V29H240ZM39 29V30H38ZM49 29V30H48ZM103 29H105V30H107L106 32L105 31H102ZM246 29V30H245ZM19 30H21L22 31V33H21V31L20 32H18ZM35 30V31H34ZM248 30V31H247ZM254 30V31H255ZM31 31H33V33L31 32ZM42 31L44 32V34H43V37L41 36V34H42ZM87 31V32H86ZM233 31H235V33L233 34ZM247 31V32H246ZM35 32H39L38 34L37 33H35ZM86 32V33H85ZM102 32H103V34H102ZM108 32V33H107ZM109 32H111L110 34H109ZM6 33H4L3 32V34L4 35H6ZM15 33H17V34H15ZM89 35H88V34ZM91 33H93V34H91ZM94 33H97V34H94ZM106 33V34H105ZM230 33H232L231 35H230ZM255 33V32H254ZM2 34V35H3ZM86 34H87V36H86ZM91 34V35H90ZM109 34V35H108ZM243 34V35H242ZM251 34L253 35V32H251ZM34 35V36H33ZM37 35V38H39V39H37L35 36ZM40 35V36H39ZM103 35V36H102ZM108 35V36H107ZM228 35H230L229 37H228ZM18 36H19V38H18ZM39 36V37H38ZM86 37V39H84L85 37ZM227 36V37H226ZM32 37H34L35 38V40L34 39H32ZM106 39V41H105V39ZM108 37V38H107ZM221 38H223L224 39V36H223V34L220 36ZM232 37H235V38H232ZM240 37H242V38H240ZM257 37H259L260 38V40L259 39H257ZM13 38H14V40H13ZM221 38H219L218 40V42H220L221 41V43H222V40L223 39H221ZM226 38H229L230 39V41H233V42H230L228 39H226ZM240 38V39H239ZM21 39H22V41H21ZM37 39V40H36ZM235 39V40H234ZM32 40H33V42L35 41V44L33 43V44H31L32 43ZM41 40V41H40ZM83 42H82V41ZM86 40V41H85ZM96 40H98L99 42H100V44H99V42H97ZM259 42H258V41ZM103 41V42H102ZM105 41V42H104ZM227 41V42H226ZM247 41H250L249 39H247ZM20 42H22V43H20ZM26 42V43H25ZM39 42V45L37 46V44L36 43H38ZM86 44H85V43ZM102 43H104V45L102 46ZM263 43V44H262ZM20 44V45H19ZM28 44V45H27ZM99 44V45H98ZM107 44V45H106ZM232 46H231V45ZM234 44V45H233ZM257 44V45H256ZM258 44L260 45L259 46V49H258ZM23 45V46H22ZM37 46V50H36V46ZM235 45H236V47H235ZM255 45V46H254ZM262 45V46H261ZM95 46V47H94ZM100 46H101V49H99L100 48ZM107 46V47H106ZM26 47V48H25ZM34 47V48H33ZM94 47V48H93ZM103 47V48H102ZM230 47H232V48H230ZM235 47V48H234ZM254 47H256L255 49H254ZM33 48V49H32ZM99 49V50H101V52L100 51H98V52H100V54L99 53H96L97 52V49ZM34 49H35V51H34ZM102 49H103V51H102ZM231 49V50H230ZM238 49V50H237ZM245 50V51H243V50ZM261 49H263V51L261 50ZM96 50V51H95ZM234 50H237V53L234 51ZM240 50H241V52H240ZM253 50V51H252ZM257 50L259 51V52H257ZM91 51V52H90ZM92 51H94L93 53H94V58H93V56H92ZM111 53H110V52ZM231 51H232V53H231ZM233 51H234V53H233ZM255 51V52H254ZM238 52H239V54L241 53L242 55L238 58V56H239V54H238ZM247 52V54H245V53ZM248 52L250 53V55H248ZM253 52V59H252V55H251V53ZM62 53V54H61ZM108 53V54H107ZM220 53H222V54H220ZM236 53V54H235ZM256 53H258L257 55L258 56H256ZM259 53H261V55H259ZM68 55H66V58L67 59H69V53H67ZM104 54H105V56H104ZM109 54H111V55H109ZM235 55L236 57H237V59L236 58H234L235 56H232V55ZM238 54V55H237ZM255 54V55H254ZM56 55L57 56H62V57H65V55H64V53L63 52H56ZM111 57H109V56ZM248 55V56H247ZM264 55V54H263ZM121 56H122V58H121ZM212 56H213V54H211L210 55V57H211V59L213 60V58H212ZM221 56H222V58H221ZM259 56H260V58H259ZM100 57H101V59L103 60L104 59V61L105 62H107L108 61V63H107V65L109 64V66H108V68L110 69L111 67L113 68H111L113 71H110V70H108V68H107V66H106V63L104 62V61H102V60H100ZM104 57V58H103ZM245 57V58H244ZM248 57H251V58H248ZM261 57H263V58H261ZM105 58H106V60H105ZM242 58V59H241ZM246 58H248L247 59V61L249 62V59H250V62H249V66H247L248 65V62L246 61ZM96 59V60H95ZM99 60V62H98V60ZM111 59H113V60H111ZM119 59H123V64L121 63V62H119L120 60ZM233 59V61L231 62V60ZM234 59H236V60H234ZM239 59H241V60H239ZM253 61H252V60ZM125 60V61H124ZM259 60V61H258ZM113 61V62H112ZM236 61V64H237V67H235L236 66V64L234 63ZM258 61V62H257ZM88 62V63H87ZM95 62V63H94ZM129 63L128 64V66H127V64L126 63ZM246 62V63H245ZM251 62H252V64H251ZM255 62H256V64H255ZM264 62V61H263ZM82 63V62H81ZM105 63V64H104ZM115 63H116V65H117V69H116V66L115 67H113L112 65L114 64L115 65ZM118 63V64H117ZM254 63V64H253ZM101 64V65H100ZM123 65V66H121V65ZM240 64V65H239ZM90 65V66H89ZM94 65H95V68H94ZM96 65H97V67H96ZM232 65H234V66H232ZM242 65H244V66H242ZM254 65V66H253ZM256 65V66H255ZM81 66H82V68L83 69H81ZM84 66H86L85 68H84ZM89 66V67H88ZM101 66V68L103 67V68H105L106 67V72H105V70L103 71L101 68L100 69H97V68H99V67ZM121 68H120V67ZM125 66H127V68H129V69H131L132 68V70L130 71L129 69H127ZM238 66L239 67H245V68H243V69H239L238 68ZM93 67V68H92ZM119 67V68H118ZM234 67V68H233ZM249 67V68H248ZM252 69H251V68ZM254 67H255V69H257V70H253L254 69ZM89 68V69H88ZM91 68H92V70H91ZM123 68H126V70L127 71H130V72H126V70H125V72H123V74H124V76H123V74H121V72H122V70H123ZM134 68V69H133ZM139 68V67H138ZM235 68H237L238 70H240V71H238L236 74H235ZM248 68V69H247ZM96 69V70H95ZM119 69V70H118ZM120 69H122V70H120ZM248 71H246V70ZM77 70V71H76ZM101 70H102V73H103V75L104 74H106V75H104V79H103V75H100V74H102L101 73ZM115 70V71H114ZM117 70V71H116ZM140 70H141V72H140ZM229 70H231L233 73H231V71H229ZM252 70H253V72H252ZM76 71V72H75ZM98 71H100L99 73H98V75H96L97 74V72ZM109 71H110V73H109ZM140 73H139V72ZM244 71H246V72H244ZM263 71V72H262ZM94 72V73H93ZM115 73V74H113V73ZM136 72V73H135ZM230 72V73H229ZM241 72H243L244 73V75H245V77H244V75L243 76H241V74L240 73ZM252 72V73H251ZM260 72H262L263 74H261L260 75ZM73 73V71L71 70V74ZM96 73V74H95ZM132 73H133V75H132ZM142 73L143 74H146V75H144V77H143V75H142ZM223 73H225V74H223ZM247 75H246V74ZM250 73V74H249ZM117 74V75H116ZM121 74V75H120ZM126 74H127V76H126ZM135 74V75H134ZM137 74V75H136ZM229 74V75H228ZM230 74H235L232 78H230V77H228V76H230ZM238 74H240V75H238ZM256 74V76H254ZM120 75V76H119ZM151 75V74H150ZM225 75V76H224ZM118 77V79H117V77ZM125 76H126V79H125ZM135 76H136V78H135ZM137 76L139 77V79L137 80ZM145 76H146V79H143V78H145ZM228 78H227V77ZM241 76V77H240ZM247 76V77H246ZM89 77V78H88ZM92 77V78H91ZM123 77H124V81H123ZM225 77V78H224ZM236 77V78H235ZM239 77V81H240V79H241V81H242V79H243V81H247V82H243L242 81V84L237 80V78ZM244 77V78H243ZM114 78V79H113ZM129 78H131V79H129ZM133 78V79H132ZM221 78V79H220ZM227 78V79H226ZM235 78V79H234ZM90 79V80H89ZM107 79V78H106ZM120 79H122V83H124L123 85H121L122 83H120L121 82V80ZM141 79V80H140ZM148 79V80H147ZM153 79H155L154 81H153ZM213 79V74H212V77H211V80ZM226 81H225V80ZM232 79L233 80H235V81H233V83H235V85H236V87H235V85H233V86H229L230 84H233L232 83ZM254 79V80H253ZM259 79V82L257 81ZM261 79V80H260ZM263 79V80H262ZM88 80L90 81L89 83H88ZM112 81V82H110V81ZM126 80V81H125ZM128 80V81H127ZM130 80H132L133 81V84H131V82H130ZM136 80H137V83H139L138 84V87H139V85H140V82H141V85H142V83L144 84V85H140L141 86V90H140V87H139V89H138V87H137V84H136ZM142 80H143V82H142ZM144 80H145V82H144ZM150 80V81H149ZM217 80H215V82H217V83H219V81H217ZM221 80H223L224 82H221ZM229 80V81H228ZM231 80V81H230ZM94 81V82H93ZM138 81H140V82H138ZM146 81H147V83H149V84H147L146 83ZM228 81V83L226 84V82ZM237 81V82H236ZM263 81V82H262ZM109 82V83H108ZM129 82V84L126 86V84ZM135 82V83H134ZM229 82H231L230 84H229ZM261 82V83H260ZM120 83V84H119ZM151 83H152V86H151ZM212 83H213V80H212ZM237 83H238V85H237ZM239 83L243 86V88L241 87V85H239ZM250 83V84H249ZM110 84H111V88H110ZM147 84V85H146ZM246 84V85H245ZM248 84V85H247ZM126 87H125V86ZM132 85V86H131ZM135 85V86H134ZM213 84H211V86H212ZM223 85H221V86H223ZM228 85V86H227ZM258 85H260V87L258 86ZM115 86H116V89H118L119 91H117L116 89H115ZM123 86V87H122ZM143 86H145V88H147V90L148 91H146V89L144 90L143 89ZM150 86V87H149ZM240 86V87H239ZM253 86V87H252ZM73 87V86H72ZM128 87V88H127ZM129 87H130V89H129ZM133 87V88H132ZM137 87V89H135ZM230 87V89H232V90H229L228 88ZM233 87H235L236 88V91L233 89ZM75 88V87H74ZM74 88L72 89L71 88V90H70V92L71 93H73V91H74V94H76L77 96H78V94H80V92L78 91V89L77 88H75V90H74ZM95 88V87H94ZM104 88V89H103ZM116 90H114V89ZM121 88H126L125 90H124V92H122V90H121ZM156 88H158V87H156ZM217 88V89H216ZM238 88H239V90H238ZM242 88V89H241ZM253 88V89H252ZM255 88V89H254ZM128 89H129V91H128ZM153 89V93L151 92V90ZM244 89H246V90H244ZM263 89V90H262ZM77 90V91H76ZM132 90H133V92H132ZM134 90L136 91H143V92H146V93H141V94H139L138 95V93H140V92H138L137 93V91L136 92H134ZM150 90V91H149ZM159 90V91H158ZM216 90V91H215ZM250 90V91H249ZM261 90H262V92H261ZM111 91H112V93H111ZM115 91V92H114ZM121 91V92H120ZM126 91H128L126 94H125V92ZM131 91V92H130ZM158 91V94H156V92ZM202 91H204L203 89L201 90V92ZM241 91V92H240ZM243 91V92H242ZM247 91V92H246ZM252 91V92H251ZM77 92H78V94H77ZM103 92H105V93H103ZM118 92H119V94H120V96H119V94H118ZM230 92V93H229ZM231 92H232V94H231ZM240 92V93H239ZM245 92V93H244ZM22 93V94H21ZM137 93V94H136ZM208 92H206V94H207ZM223 93V94H222ZM242 93V94H241ZM21 95V97H20V95ZM95 94V93H94ZM124 94L125 95H127V94H129V95H127V99H126V96H124ZM130 94H132L131 96H130ZM134 94H136L135 96H134ZM149 94V95H148ZM152 94V95H151ZM155 95V99H153L154 97V95ZM162 94V95H161ZM170 94V95H169ZM177 94V95H176ZM198 94V95H197ZM200 93H199V91H195V93H194V95H195V99L196 98H198L197 96H200L199 95ZM221 94H222V97L223 98H221ZM238 94H239V97H238ZM241 94V95H240ZM248 96H247V95ZM252 94V95H251ZM17 95H18V97H17ZM75 95V96H76ZM122 95H123V97H122ZM150 95H151V97H150ZM161 95V96H160ZM197 95V96H196ZM230 95V96H229ZM245 95V96H244ZM249 95H250V98H249ZM110 96V95H109ZM129 96L130 97H132V98H130L129 99ZM148 96H149V98H148ZM160 96V97H159ZM228 96L230 97V99L228 98ZM243 96H244V98H243ZM252 96V97H251ZM22 97H23V99H22ZM120 97H121V99H120ZM234 97H236V98H234ZM246 97H248V98H246ZM256 97V98H255ZM19 98V99H18ZM21 98V99H20ZM119 98V99H118ZM139 98V99H138ZM148 99V102H146V99ZM150 98H152L151 100H150ZM158 98V99H157ZM159 98H161V99H163V100H159ZM174 98V99H173ZM232 98H234V100L232 99ZM241 98V99H240ZM243 98V99H242ZM123 99H124V102H123ZM132 99V102H130V100ZM255 99V100H254ZM20 100H21V102H20ZM22 100H23V102H22ZM80 100V99H79ZM125 100H126V102H125ZM127 100H128V102H127ZM153 100H154V102H153ZM156 100H158V102H156ZM176 100H177V102H176ZM216 100H217V102H216ZM81 101V100H80ZM80 101L78 102V103H80ZM194 101V100H193ZM122 102V103H121ZM130 102V105H128V106H126L128 103ZM153 102V103H152ZM167 102V103H166ZM233 102H234V104H233ZM241 102V103H240ZM245 102V103H244ZM65 103H66V105H65ZM65 103H62V107H68V106H70L69 105V103L68 102H65ZM80 103V104H81ZM124 103H125V105H124ZM141 103H142V106H141ZM163 103V104H162ZM168 103H170V104H168ZM174 103V104H173ZM210 103H211V105H210ZM239 103V104H238ZM55 105H56V107H54L55 105H53V107H54V109L56 108L57 110H58V108H59V103L57 104V103H54ZM68 104V105H67ZM89 104H90V106H89ZM111 104V105H110ZM119 106H118V105ZM121 104H123L124 105V107L121 105ZM133 104V105H132ZM170 105V106H168V105ZM209 106H208V105ZM65 105V106H64ZM88 105V106H87ZM110 105V106H109ZM117 105V106H116ZM138 105V106H137ZM145 105V106H144ZM161 105H163L161 108L159 107V106H161ZM166 105V106H165ZM177 105V106H176ZM187 107V109H188V111H187V109H184V107L185 106ZM195 105V106H194ZM204 105V106H203ZM22 106H24V107H22ZM33 106V107H32ZM112 106V108H113V106H114V108H115V110L116 109H118V108H120L121 110H122V108H123V110L126 112H122L121 110H113V109H110V107ZM122 106V107H121ZM125 106H126V108H125ZM168 106V107H167ZM206 106H207V109L208 110H206L205 108H206ZM211 106V107H210ZM213 106V107H212ZM217 108H216V107ZM88 107V108H87ZM100 107H102V110L101 109H99ZM138 107V108H137ZM140 107V108H139ZM142 107V108H141ZM154 107H155V109H154ZM159 107V108H158ZM175 107V109H177L176 110V112H178L177 114H176V112H175V109H173ZM178 107V108H177ZM185 107V108H186ZM193 108V109H190V108ZM203 107V108H202ZM205 107V108H204ZM22 108H23V110H22ZM106 110L105 111V113H104V109ZM144 108V109H143ZM149 108V109H148ZM158 108V109H157ZM164 108H165V114L163 113V111H164ZM169 108V109H168ZM183 110H182V109ZM194 108H195V110H194ZM201 108V109H200ZM216 108V109H215ZM32 109H34V110H32ZM92 109H93V111H92ZM96 109V113H95V110ZM131 109V110H130ZM138 109L140 110V112H141V114H138V113H140L139 111H138ZM159 109L160 110H162L161 112L159 111ZM167 109H168V111H167ZM171 109V110H170ZM179 109V110H178ZM198 109V110H197ZM212 111H211V110ZM218 109V110H217ZM97 110H98V112H99V114L101 113L102 114V112L101 111H103V116H99L98 115V112H97ZM113 110V111H112ZM149 110V111H148ZM184 110H186V113H185V111ZM190 110V111H189ZM196 110H197V112H196ZM215 110V111H214ZM24 111V112H23ZM27 111V112H26ZM37 111V112H36ZM86 111H87V114H86ZM109 111H112L113 112V114H114V111H115V115L116 116H114L113 114H111V113H109ZM119 111H120V113L122 112V113H125V114H120L119 113ZM128 111V112H127ZM131 111V112H130ZM143 111V112H142ZM155 111V112H154ZM174 111V112H173ZM184 111V112H183ZM203 111V112H202ZM205 111V112H204ZM207 111H208V113H207ZM209 111L211 112V114H209ZM214 111V112H213ZM217 111V112H216ZM35 112V113H34ZM70 112H71V110H70ZM116 112H117V114H116ZM131 114H130V113ZM145 112V113H144ZM159 112V113H158ZM171 112V113H170ZM189 112H191V113H189ZM199 112H201V116L203 117V119L204 120H206V122L204 121H200V122H198V121H196V122H198V123H196L195 124V121L194 120H192L193 119V117H196L197 119L198 118H200L199 120H201L202 118H201V116L199 115ZM34 115H33V114ZM58 113H59V115H58ZM80 113V114H79ZM107 113H108V117H107ZM128 113V114H127ZM162 113H163V115H162ZM196 113H198V117H197V114ZM206 115H205V114ZM31 114L34 116V120H35V122L33 121V123L34 124H31L32 123V121L31 120H33V117H31ZM61 114V115H60ZM94 114H96V115H94ZM119 114H120V116H119ZM151 114V115H150ZM167 114H169L170 116H167ZM192 114V115H191ZM203 114V115H202ZM209 114V115H208ZM29 115V116H28ZM64 116V118H69V120H66V119H64V118H62L63 116ZM80 115V116H79ZM126 118V120H125V118L124 119H122L121 117H123V116ZM138 115V116H137ZM160 115H161V117H163V118H161L160 117ZM166 115V116H165ZM184 115V116H183ZM207 115H208V117H207ZM58 117V119H57V122H55L56 123V130H54L53 129V125H54V127H55V123L53 124V122L54 121H56V118ZM72 116V117H71ZM86 116V117H85ZM94 116V117H93ZM96 116H98V117H96ZM112 116V118H110ZM171 116H172V118H171ZM210 116V117H209ZM81 117V118H80ZM82 117L85 119V120H83L82 119ZM97 119H96V118ZM103 117V118H102ZM118 117V118H117ZM133 117V118H132ZM168 119H167V118ZM207 117V118H206ZM28 118L30 119L29 120V122H28ZM47 118H48V120H47ZM53 118V119H52ZM77 118V119H76ZM80 118V119H79ZM87 118V119H86ZM107 118V119H106ZM110 118V119H109ZM119 118H121V119H119ZM139 118V119H138ZM173 118H174V120H173ZM182 118V119H181ZM196 118H194V119H196ZM206 118V119H205ZM210 118V119H209ZM46 119V120H45ZM61 119V120H60ZM62 119H64L65 120V122H64V120L62 121ZM75 121H74V120ZM86 123L87 122V125L85 124V123H83V122H81L82 120ZM103 119H105V121L103 120ZM117 119L119 120V121H117ZM134 119V120H133ZM150 119V120H149ZM162 119V120H161ZM171 120L170 122H167L168 120ZM176 119L178 120V119H181V120H178V121H176ZM190 119V120H189ZM210 120V121H208V120ZM50 120H51V122H50ZM53 120V121H52ZM88 120V121H87ZM96 120V122H95V124H99V122H100V120H102L103 121V123H102V125L101 124H97V126H95L94 125V121ZM106 120H107V123H106ZM109 120V121H108ZM110 120H111V122H110ZM120 120H121V122H120ZM125 120V121H124ZM132 120V121H131ZM136 120H138V121H136ZM188 120V121H187ZM41 121V122H40ZM48 122L47 124H46V122ZM60 121H61V125H60ZM70 121H71V123H70ZM73 121H74V123H73ZM127 121V122H126ZM128 121H129V124H127L128 123ZM184 121V122H183ZM186 121V122H185ZM190 121H191V126H190ZM192 121H194L193 123L196 125H194L193 123H192ZM69 122V123H68ZM122 122H124L125 124H127V126L124 124V123H122ZM135 122V123H134ZM188 122H189V124H188ZM210 123V125H209V123ZM37 123V124H36ZM51 123V124H50ZM68 123V124H67ZM74 125H73V124ZM82 123V124H81ZM89 123V124H88ZM106 123V124H105ZM119 123L122 125V127H121V125H119ZM131 123H133V125L131 124ZM178 124V125H174V124ZM203 123V124H202ZM39 124H41V125H39ZM46 124V125H45ZM59 124V126H60V132H58V130H57V127L59 128V126H57ZM62 124H63V130H64V132H62L63 130L61 129V127H62ZM66 124H67V126H66ZM77 124V125H76ZM103 124H104V126H103ZM135 124V125H134ZM182 124V125H181ZM186 126V127H184V125ZM201 124H202V126L204 127V125H205V128H202L201 127ZM207 124V125H206ZM14 125H16V124H14ZM27 125H29V127L27 126ZM35 125L37 126V127H35ZM68 125H70V127H68ZM124 125V126H123ZM130 125V126H129ZM179 125H180V127H179ZM187 125H188V130H187ZM34 126V127H33ZM44 126H46V127H44ZM51 126V127H50ZM74 127V129L72 128V127ZM77 128H76V127ZM98 126H100L101 127V129L100 128H98ZM176 128H175V127ZM192 126H195L194 128L192 127ZM209 126V127H208ZM34 128V132H32L30 129H32L33 130V128ZM42 127H43V130H42ZM80 127V128H79ZM99 130H97L98 131V133H97V131H96V128ZM124 127V128H123ZM149 127V128H148ZM179 127V128H178ZM183 127V128H182ZM199 127H201L202 129H200V131L198 132L197 130H199L198 128ZM40 128V129H39ZM45 128V129H44ZM70 129V131L68 130V129ZM105 128V129H104ZM129 128V129H128ZM72 129V130H71ZM85 129H87L88 131H86ZM125 129H127V130H125ZM136 129L138 130L137 131V133H134L135 131H136ZM143 129V130H142ZM147 129H148V131H147ZM180 129V131H178ZM181 129H182V133H181ZM190 129V130H189ZM197 129V130H196ZM207 129V130H208ZM65 130H66V132H65ZM75 132H74V131ZM93 130V131H92ZM95 130V131H94ZM101 130V131H100ZM32 133H31V132ZM47 131V136H46V134H45V132ZM49 131V132H48ZM68 131V132H67ZM73 131V132H72ZM83 131V132H82ZM121 131H122V133H123V131H124V135H122V133H121ZM134 131V132H133ZM141 133H140V132ZM143 131V132H142ZM190 131H192L191 133H190ZM197 133H195V132ZM204 131H205V133H204ZM52 134H51V133ZM57 132H58V135H57ZM62 132V133H61ZM72 133V135H73V133H75L76 134V136L75 135H73L72 137H70V133ZM87 132V133H89V134H85V133ZM101 132V133H100ZM145 132V133H144ZM180 132V133H179ZM186 132V133H185ZM30 133V134H29ZM43 133V134H42ZM54 133H56V136H54L55 134ZM59 133H61V134H59ZM66 133V134H65ZM67 133H69L68 135H67ZM90 133H93V134H90ZM135 135H134V134ZM192 133H194V134H192ZM202 133V134H201ZM32 134V135H31ZM37 134V135H36ZM42 134V137L40 136ZM53 135L55 138H57V142H55L54 141V143L52 144V143H49V141L51 140V136H49V135ZM64 134H65V136H64ZM81 134V135H80ZM82 134H84V136H86L87 138L88 137H90V138H92V139H94L95 138V140L93 141V140H91L90 138V141H88L89 139H86V141H88L85 145H87L88 144V146H89V148L87 147V149H86V146H84V142H86V141H83V140H85V138H84V136L82 137ZM98 134H100V135H98ZM102 134V135H101ZM120 134H121V136H122V138L120 137ZM182 134V135H181ZM186 136H185V135ZM193 136H192V135ZM201 136V135H203V137H204V139L202 140V143H203V141L206 143H203L205 146H203L202 144H201V139L200 138H202V136L199 138V135ZM90 135V136H89ZM92 135V136H91ZM96 135V136H95ZM106 135V136H105ZM128 135V136H127ZM190 135V136H189ZM26 136H27V139H26ZM31 137V140H30V137ZM49 136V137H48ZM64 136V137H63ZM67 136V137H66ZM93 136H95L94 138H93ZM97 136L98 137H100L99 138V140L100 141H98V138H97ZM102 136V137H101ZM103 136H104V139H103ZM125 136H127V137H125ZM151 136V137H150ZM188 136V137H187ZM51 137V138H50ZM53 137V138H54ZM76 137V138H75ZM109 137V138H108ZM124 137V138H123ZM134 138L138 143H139V141H140V143H139V145L142 147V149H141V147L139 146V145H137L138 143L134 140V139H132V138ZM155 137H157V138H155ZM182 137V138H181ZM185 137V138H184ZM187 137V138H186ZM191 137V138H190ZM193 137H195V138H193ZM45 138V139H44ZM47 138H49L48 140H47ZM72 138V139H71ZM84 138V139H83ZM97 138V139H96ZM102 138V139H101ZM126 138V139H125ZM137 138V139H136ZM144 140H143V139ZM175 138H177L176 140H175ZM197 138V139H196ZM200 139V141H199V139ZM37 139V140H36ZM59 139V140H58ZM61 139H63V141L62 142H60L61 141ZM64 139H65V141H66V144H65V141H64ZM112 139V140H111ZM28 140H30L31 142H29ZM43 140H46L47 142H48V144L46 143V141H44V143H43ZM76 140H77V143H75L76 142ZM79 140H82V141H79ZM104 140H105V142H104ZM110 140V141H109ZM130 140H132V141H130ZM142 140V141H141ZM172 140H173V142H172ZM200 142H198V141ZM27 141H28V146L26 147V144H27ZM103 143H102V142ZM150 141V142H149ZM156 141V142H155ZM157 141L159 142V141H161L159 144L160 145H158V143H157ZM174 141H176L175 143L176 144H179L178 146L177 145H175L174 144ZM179 141V142H178ZM206 141H208V142H206ZM35 142L36 143H38V146H36V144H35ZM41 142V143H40ZM81 142H83V143H81ZM95 142H99L98 144V146H97V143H95ZM170 142V143H169ZM262 142L264 143V138H262ZM56 143H58L57 145H56ZM91 143H93V144H91ZM102 143V144H101ZM108 143V144H107ZM130 143H131V146H129L130 145ZM141 143H142V145H141ZM147 143H151L150 144V146H149V144H147ZM152 143H154V145L152 144ZM172 143V144H171ZM30 144V145H29ZM41 145V149H43V150H41L40 149V145ZM43 144H47L46 146L45 145H43ZM50 144V145H49ZM63 144H64V147H63ZM107 144V145H106ZM133 144H134V146H133ZM136 144V145H135ZM162 144H164V145H162ZM169 144V145H168ZM174 144V145H173ZM195 144L197 145V146H199V147H194L195 146ZM33 145H35V147H33ZM53 145H54V148H53ZM76 145V146H75ZM92 145V146H91ZM101 145V146H100ZM109 145H110V147H109ZM147 145H148V147H147ZM152 145H153V147H152ZM168 145V146H167ZM201 145H202V147H201ZM43 146V147H42ZM48 146V148L46 149V147ZM51 146V147H50ZM58 146H59V148H58ZM61 146V147H60ZM66 146V147H65ZM85 148H84V147ZM93 146H95V147H93ZM103 146V147H102ZM157 146H158V148H157ZM160 146H161V148H160ZM209 146H210V149H209ZM240 146V145H239ZM243 146L244 147H247V145H244L243 144ZM29 147V148H28ZM37 147H39V149L37 148ZM78 147H79V149H78ZM92 147V149H90ZM107 148V149H105V148ZM127 147V148H126ZM129 147V148H128ZM130 147H132V148H130ZM134 147V148H133ZM137 149H136V148ZM139 147V148H138ZM156 149H155V148ZM167 147V148H166ZM206 149V151H205V149ZM31 148V149H30ZM35 148H37L38 150H40L39 151V153L41 152V154H39L40 156H38V154L36 153V152H38V150L36 149V150H34ZM51 149V151H53L52 153H57L58 152V154H59V156H58V154H57V156H56V159H54L53 158V160H51L52 158V153L50 152V150L48 151V149ZM61 148V149H60ZM94 148V149H93ZM116 148V149H115ZM120 148V149H119ZM125 148V149H124ZM196 148H198V150L196 149ZM202 148V149H201ZM45 149H46V151H45ZM57 149V150H56ZM63 149V150H62ZM81 149V150H80ZM97 149V150H96ZM118 149V150H117ZM128 149L130 150V151H128ZM137 151H139L137 154H136V150ZM146 149H148V150H150V151H147ZM177 149V150H176ZM208 149V150H207ZM69 150V151H70ZM73 150H75V151H73ZM77 150H79V151H77ZM83 150V151H82ZM89 150V151H88ZM95 150H96V152H95ZM121 150V151H120ZM125 150V151H124ZM136 152H135V151ZM141 150V151H140ZM153 150V151H152ZM210 150V152H208ZM91 151V152H90ZM98 151V152H97ZM100 151H102V155H101V153H100ZM113 151V152H112ZM119 151V154H118V156H116L117 154H116V152H118ZM146 151H147V153H146ZM204 151V152H203ZM239 151V152H238ZM259 151V152H258ZM263 151V152H262ZM49 152V153H48ZM74 152H77V153H74ZM79 152H81L80 154H79ZM95 152V153H94ZM104 152H105V154H104ZM107 152V153H106ZM121 152H123V154L121 153ZM126 154H125V153ZM129 152H133L132 153V155H136L135 156V158L137 157V156H139L138 158H137V160L134 158V156H133V159L131 158V156H129ZM112 153L114 154V156L112 155ZM210 153V154H209ZM214 153H216V152H214ZM261 153H263V154H261ZM95 154V155H94ZM111 154V155H110ZM142 154V155H141ZM175 154V155H176ZM209 154V155H208ZM217 154V153H216ZM244 156H242V155ZM44 155V156H43ZM79 157H78V156ZM85 155V156H84ZM93 155V156H92ZM123 155V156H122ZM125 155H127V156H125ZM141 155V156H140ZM193 155V154H192ZM34 156H38L39 158L36 160V157H34ZM72 156V157H71ZM75 156H76V158H75ZM80 156L82 157L81 159L82 160H80ZM93 157V158H88V157ZM107 156V157H108ZM112 156V157H111ZM122 156V157H121ZM128 156L130 157V160H128ZM147 156V157H148ZM251 156V157H250ZM253 156H254V158H253ZM257 156H258V158H257ZM47 157V158H46ZM73 157H74V159H73ZM115 157V158H114ZM117 157V158H116ZM164 157H165V160H164ZM170 159L171 158V156L169 157V155H164L163 156V158L161 157V162H163V163H161L160 162V165L162 164L163 165V167H164V165H165V161H168V158ZM205 157H208V159H205ZM248 157H249V159H248ZM41 158H43L42 160H41ZM78 158H79V161H77L78 160ZM113 158H114V160H113ZM123 158H125V159H123ZM127 158V159H126ZM229 158V157H228ZM253 159V160H250V159ZM255 158L256 159H258V162H257V160H255ZM45 159V160H44ZM47 159V160H46ZM64 159V158H63ZM63 159L60 161L61 163H64V161H66L65 159H64V161H63ZM71 159H73L72 161H71ZM96 159V158H95ZM115 159L117 160V161H115ZM163 159V160H162ZM167 159V160H166ZM201 159V160H200ZM210 159V160H209ZM242 159V160H241ZM244 159V160H243ZM39 160V161H38ZM74 160H75V165H72V163L74 164ZM92 160V161H91ZM109 160H110V163H109ZM123 160H125V162H124V164L126 165H124L123 164V168L122 167H120V165L123 163L122 161ZM128 160V161H127ZM204 161V165L202 164V162ZM207 160V161H206ZM233 160V161H232ZM239 160H241V161H243V162H241V163H239ZM251 163L250 165L251 166H249V165H246V163H244V161L245 162H247V164H248V161ZM261 160V159H260ZM69 161H71V162H69ZM82 161H83V164H81L82 163ZM112 161H113V163H115V164H111L112 163ZM140 161V162H139ZM201 161V162H200ZM219 162V164H217L216 162ZM221 161V162H220ZM224 161H225V163H224ZM81 162V163H80ZM120 162V163H119ZM122 162V163H121ZM256 162V163H255ZM71 163V164H70ZM77 163H78V165H81V166H83V167H80L79 168V166L77 165ZM127 163H128V165H127ZM137 163H139V165L137 164ZM197 163L199 164V165H197ZM208 163H210V164H207ZM222 163V164H221ZM238 163V164H237ZM256 165V168L258 167V169L260 170V175H259V173H257V172H259V170H257V171H255L256 169H255V166L253 165ZM257 163H258V166H257ZM48 164V165H47ZM120 164V165H119ZM144 164H147V163H144ZM200 164H202L203 166H201V168H200ZM220 164H221V166H220ZM242 164L243 165H245L244 166V172H243V170H241V167L240 166H242ZM259 164H261L263 167H260L259 166ZM117 165H119V167L117 166ZM161 165V166H162ZM207 165V166H206ZM218 165V166H217ZM222 165H227V167H231V168H229V169H231V172L229 171V169L227 170L228 172H230L229 174H228V172L226 171H223L224 169V167L222 166ZM69 166V167H70ZM196 166H198L199 167V169H198V167H196ZM216 166V167H215ZM219 166H220V168L222 169V171L223 172H225L226 174H222V171H221V169L218 171V169H219ZM246 166H248V167H246ZM42 167V169L40 170V168ZM47 169H46V168ZM77 167V168H76ZM138 167H139V169H138ZM208 167V168H207ZM260 167V168H259ZM70 168V169H71ZM119 168V169H118ZM131 168V169H130ZM181 171L183 172V170L185 169V166H181ZM247 168H248V170L250 171L251 169V171H250V173L249 174H251L250 176H248L249 174H248V171H247ZM262 168V169H261ZM69 169V168H68ZM127 169V170H126ZM176 169H179V170H173V172L172 171H168L169 173H167L168 175H169V177L170 176H175V173H180L181 174V172H180V167L178 168H176ZM197 169H198V171H197ZM216 169V170H215ZM237 169H239V170H237ZM254 169V170H253ZM43 170L45 171V172H43ZM131 170H135L134 172H132ZM138 170V171H137ZM196 170V171H195ZM261 170H263L262 171V173H261ZM211 171H213V170H211ZM210 171V172H211ZM218 171V172H217ZM220 171H221V173H220ZM242 173H240V172ZM255 171V172H254ZM68 172V171H67ZM94 171L92 170L91 171V173H93ZM175 172V173H174ZM238 173V175H237V177L239 178L240 177V175L242 176V177H240V179L242 180V181H244V183L242 182V184H241V187H239V183H238V180L236 179V173ZM252 172V173H251ZM253 172H254V174H255V176H253L254 174H253ZM44 174V177H43V174ZM46 173L48 174V175H46ZM49 173H50V177H49ZM52 173V174H51ZM90 173V174H91ZM171 173H174V174H172L171 175ZM248 174L247 175V179H249V177H250V180H247L246 179V182H247V184H246V182H245V178H246V175L245 174ZM256 173H257V176L259 177V176H261L260 178L261 179H259V180H263V181H260V183H259V180H258V177L256 176ZM94 175L96 174V172H94L93 173ZM178 174H176V176H178ZM180 174H179V176H180ZM219 174H221V175H219ZM240 174V175H239ZM79 175V174H78ZM77 175V176H78ZM93 175V176H94ZM167 175V176H168ZM226 175V176H225ZM46 176V177H45ZM83 176V174L81 175H79V178H81ZM93 176H92V174L91 175H89V176H87L86 178H85V181H87V180H89V181H87L88 183H92V178H93ZM175 176V177H176ZM252 176V177H251ZM88 177H90V179L88 178ZM253 177H257V178H255V183H256V181H257V183L256 184H254L252 181L254 180V178ZM41 178H43L42 179V183H41ZM88 178V179H87ZM92 179V180H91ZM253 179V180H252ZM77 180H81V179H78L77 178ZM241 180H240V182H241ZM250 181V182H249ZM36 182H37V184H36ZM129 182V181H128ZM230 184H229V183ZM39 183V184H38ZM238 183V184H237ZM252 183H253V190H252ZM263 185H262V184ZM33 184H34V186H33ZM129 184H131L130 182L128 183V185ZM231 185L230 187H226L225 188V186H229V185ZM238 185V187H239V189H238V187L236 186V185ZM245 184V185H244ZM258 184V185H257ZM242 185L244 186V188H243V190H242ZM248 185V186H247ZM257 187H256V186ZM262 186L263 187V190H262V188H260L259 186ZM224 186V187H223ZM234 186V187H233ZM245 186H247L246 188H247V191H246V188H245ZM250 186H251V188H250ZM232 187V188H231ZM237 187V188H236ZM258 187L261 189L260 191L258 190ZM215 188H217L216 186H215ZM223 188H225V189H223ZM233 188L234 189H236V192H235V190H233ZM256 188V189H255ZM231 189L234 191V194H233V192H231ZM238 189V190H237ZM121 190L122 191H120V193H122L123 191H124V189L123 188H121ZM239 190H242V191H239ZM249 190V191H248ZM255 190H257V193L255 194ZM162 191V190H161ZM237 191H239L238 193H240V195L239 194H237ZM252 191L254 192V197H252L253 196V193H252ZM229 192V193H228ZM242 192V193H241ZM261 192V193H260ZM207 193V192H206ZM205 192H203V194H206ZM244 193H245V197H243V198H241L242 196H244ZM247 193V194H246ZM252 193V195L250 196L249 194H251ZM105 193H102L101 194V196H103ZM208 194V196H209V193H207ZM227 194H228V199H227ZM236 194L237 195H239L238 196V198H237V196H236ZM258 194H260V195H258ZM137 195H139V194H137ZM136 195V196H137ZM100 196V197H101ZM231 196H232V198H231ZM236 196V197H235ZM246 196H249L250 198L252 197V200H250V198L248 199V198H246ZM258 196V197H257ZM104 197H105V199H106V194H105V196H103L102 197V199H104ZM204 197H206V195L204 196ZM261 197V198H260ZM263 197V198H262ZM256 200H255V199ZM258 198V199H257ZM229 199H231L232 200V202H230V201H228ZM237 199H239L238 201H237ZM240 199H243L242 201L240 200ZM245 199V200H244ZM233 200H235V201H233ZM248 200V201H247ZM237 201V202H236ZM245 201H246V204H248L249 202H250V205H248V206H246V204H245ZM254 201V202H253ZM234 202V203H233ZM235 202L237 203V204H235ZM244 202V203H243ZM254 204H253V203ZM256 202V203H255ZM230 203H231V205H230ZM232 204H234V205H232ZM253 204V205H252ZM235 205H236V208H235ZM241 205V206H240ZM237 206H240L239 208H241V209H239ZM242 206H244V207H242ZM251 208H250V207ZM247 207H249L250 209H247ZM235 208V209H234ZM243 208V209H242ZM229 209H230V211H229ZM232 209V210H231ZM245 209H247V210H245ZM252 209V211H250ZM237 210H240V212H238ZM262 211L264 210V209H261ZM260 210V212H261V214L262 215H264V213H262V211ZM236 211H237V215H236ZM246 212L244 213V215H243V213H241L242 214V216H248L247 214H246ZM264 212V211H263ZM228 213V214H229ZM239 213V214H238ZM227 214V216H230V217H232L230 214L228 215ZM92 218H94V217H92ZM127 220H125L123 223H125ZM21 228L22 227H20V228H18V232L20 233L21 231H23V229L21 230ZM19 233H18V236H20L19 235ZM33 245V246H32ZM32 245H30V247L32 248H30V250H31V252H32V254H30L29 256H27V258L22 262L23 264H65V262H68L67 261V259L66 258H64V259H62L63 260V262H62V260H61V258L59 259V258H57V260H51L50 258H49V254H48V247H47V245H43V247H42V245H40V242L39 243H37V244H32ZM38 245H39V247H38ZM33 247H35V249H33ZM37 247V248H36ZM40 247H41V249H40ZM38 248L40 249L39 251H38ZM33 250V251H32ZM34 252V253H33ZM36 252V253H35ZM113 253V252H112ZM36 254V255H35ZM30 256H32V257H30ZM0 257H3V254H2V256H0ZM33 257H34V259H33ZM33 260H31V259ZM28 259V260H27ZM31 260V261H30ZM59 260V261H58ZM57 261V262H56ZM257 262H258V264L260 263V264H264V262L263 263H261L262 261H264V259L263 260H256ZM111 262H113V260L111 261ZM1 263H3V259H0V264ZM4 263H5V261H4ZM7 263V262H6ZM115 262H113V264H114ZM120 263V262H119ZM118 263V264H119ZM7 264H11L10 262L9 263H7ZM15 264H21V263H19V262H15ZM67 264V263H66Z\"/></svg>",
  "mask_w": 264,
  "mask_h": 264
}]
</instances>
